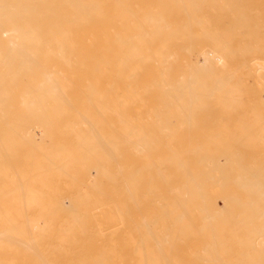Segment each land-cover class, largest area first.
I'll return each mask as SVG.
<instances>
[{
	"label": "bare ground",
	"instance_id": "bare-ground-1",
	"mask_svg": "<svg viewBox=\"0 0 264 264\" xmlns=\"http://www.w3.org/2000/svg\"><path fill=\"white\" fill-rule=\"evenodd\" d=\"M133 1V0H132ZM147 1V0H146ZM189 0H170V1H163V4H161L162 2H160V0H159V2H160V4L162 5H160L161 7H158L159 5H153V6H157L159 9H160V11L159 12H161V13H159L158 12V8L156 9H154V7H152L153 9V11L152 10H148V11H146L145 13L143 12V10L145 11V9H144V7H143V9H141V11H140V9L138 10V11H136V10H134V9H132V11L130 10V7H131V1L130 0H0V35H2V33H4V32H10V37H8V39H7V41H8V43L9 44H7V42H6V53H5V55H4V52H2L3 54H1V55H3V57L1 58V59H3V58H5V59H7V57H8V61L7 62H9V58H13V57H16V60H15V58L14 59H12V60H15L16 61V66L14 67V69L16 68L17 69V74H19L20 76H18V77H21V78H19V81H20V84H21V81H22V84H23V86L24 87H22V88H27L26 86H28V84L26 83V85H25V82H26V77H27V74L28 73H31L30 74V78L29 79H31L30 81L28 80L27 82L28 83H30L29 85H31L32 86V88H30L29 86H28V88L25 90V89H23L22 91H27L29 88L32 90V92L29 94V90L27 91V95L28 96H30V99H28L29 101L28 102H26V97H28V96H26V93H24V95L25 96H23V99H22V97H20L19 99H21L22 100V102H20L22 105H24V108H21L22 109V111L23 110H25V108H26V111H24V116L22 115V114H19V116H17V117H24V121H29V119H33V121L34 122H32L31 124H33V123H37V122H39V123H41V127H42V129L44 130L43 132H44V134H49V135H45V136H49V139H51V132H54V131H56V138H58V136L57 135H59V134H57V133H61V134H64V138H61L62 140L64 139V141L63 142H67L68 143V141H69V139L70 138H72V135H70V136H68V134H70V133H72L73 135L74 134H76L77 136H80V137H82V140H83V138L84 137H89L90 138V140H89V144H90V146H89V148H91L89 151H87L88 153H86L85 154V157H86V159H87V164H84L83 162H82V166H81V168H82V173H81V176L83 175H85V172H84V170L86 169V172H87V170L89 169V168H91V167H95V170H96V172L99 174V176H100V178H101V180L103 179V180H106L107 182H110V184H111V190H110V195H114V196H120V195H124V197H126V196H129V197H132V196H134L135 195V193H136V190H135V183H134V181L136 182V180H135V174L136 173H138L137 175L139 176V173H141L140 172V167H141V165L142 166H144L143 168H142V175L144 174L143 172L146 170V168L148 167V169H149V171L151 170L152 171V169H150V168H152V167H149V163H147V167L145 166V161H144V163L143 164H141L142 163V160H140L139 158H138V156H137V158L141 161L140 162V165H138V166H140V167H135V165H134V162H135V164L137 163L136 161H135V159H133V157L135 158V155H137V153H141L142 151H143V147L145 148V146L146 145H151V142L150 141H153V139L152 140H150L149 138V142H148V144H146L145 145V143H147L146 141H148V140H146L147 138H145V136L143 137V139H142V136H143V134H144V132L146 131H152V132H154V134H155V131H153V130H150V129H147V130H143L141 127V131L139 130V132L141 133L142 131H144L143 133H142V135L140 136L139 135V137L138 136H135V132L134 133H132L133 131H134V129L132 128V127H135V126H138L137 125V121L139 120V118H141V117H139L138 115H140V114H137L136 113V120L137 121H133V123L132 122H130L129 123V125L130 124H134V122H136V124H134L135 126H132V127H129V128H126V119H129V117H127L126 116V114H128V112H127V110L129 111V113L131 112V111H133V110H131V109H129L130 107L128 106L129 104V102L127 101L126 102V93H128L129 94V92H133V89L131 88L130 89V91L129 92H127L126 91V87H128L126 84L127 83H129L130 82V84H132V86L134 85V83H139V81L138 80H136L135 78L137 77L136 76V74H138V72L140 71V69H144V68H150V67H153V65H152V63L153 62H155V68H158V70L159 69H161V70H159V72H157V71H155V70H153L154 71V74L157 72V73H160V71H162L161 73H160V77H157V76H155L154 77V74L152 73V71L150 72V71H148L149 73H152L153 74V79H152V77H151V79L148 81V83H145V84H148V85H146V86H150V83L151 84H156L157 83V85L158 84H160V88H161V85H163L164 83L166 84V86L167 85H169V86H162V88H165V89H167L168 87V89L167 90H169V92L167 91V94L169 95V97L167 98V99H169L170 98V100H168L169 102H171V103H168V105L170 106V104L171 105H177L176 104V102L177 101H180L181 99H185V98H187V100H188V98H189V104H190V99H193V98H196V100L199 98H203V96H204V98H206V100H208L207 98L209 97V95H210V93L213 95L214 94V90H215V88L214 87H218L217 85L215 86L214 84H213V86L211 85V87H212V89H213V93L211 92V87L209 86H206V87H208V88H206V91H208L207 93H208V95L206 94V93H204V89L205 88H203V86H205V84L204 83H206V82H208L209 80L211 81V79L212 78H210V77H213V80H212V82L213 81H215V80H217L216 78L218 77V80H219V82L218 81H216V82H218L221 86L219 87V90H221L220 88L223 86L224 87V84L223 83H221L223 80L225 81V83L227 84V85H229L230 83V81L233 83L234 81H232L233 80V78L235 77L233 74H236V72H234L235 71V69H236V71L238 70V68L240 69V65H242L243 66V68H245V69H247V67H248V69L249 70H247V71H249V73H250V68L249 67H252V65H247L246 66V64H243V63H246V62H244L245 61V59L243 60V58L245 57L246 58V56H249V55H247L246 54V56H245V53L246 52H244L245 50H246V48H247V50L246 51H248V53L250 52V51H253V49H252V47L251 48H249V47H244L245 48V50L244 51H242V52H244V56H243V58H242V60L240 61V62H238L239 60H240V57H242V53L240 52L241 50H242V48L243 47H241V49H239L238 50V48H230V46L231 45H233L232 43H231V45L228 47V50H232V51H234V50H238L237 52H240L239 54H241L240 55V57L238 58L237 57V54L235 55V57L238 59H233L232 57L234 56H232L231 58L232 59H230V58H225V56L226 55H222V56H224V58L223 59H227V60H229L230 62L233 60V61H235V60H237V62L238 63H240L239 64V67H238V65H236L235 63H232V64H235L234 65V67L235 66H237V67H235V69L233 70V69H231V68H233L232 67V65L231 66H229L230 64L228 63V65L226 64V68L225 67H222V66H219L220 64H221V61H220V59L222 58L220 55L218 56V54L216 55L215 53V57L213 58V60H214V62L216 61V59H217V61H216V63H217V65L219 66V68L217 69L216 67H217V65H216V63H214V68H215V70H221L222 68L224 69H226V71H230V70H232L233 71V73L232 74H230L229 73V71L227 72L228 74L226 75V71L224 72V70L223 71H220L221 73L220 74H222V75H224V77L226 76V77H228V78H230L229 76L231 75H233L232 76V80H231V78H230V80L229 79H225L223 76H218L217 75V73H216V75H215V77L213 76V74H210L211 73V70L210 69H208V68H210V66L207 68V66H208V64H211V63H209V61H212V53L215 51H212V50H209L208 49V47H207V49L209 50V51H204L203 52V55H202V57L204 58V62L202 63V64H200V63H195V61L193 60V62H191L192 64L193 63H195V65H197V67H196V71H195V73H198V74H200L199 72H200V70H202L203 69V67L206 69L207 68V74H208V76H209V74H210V76H209V78L210 79H206V78H198V80H202V82H203V84L201 83V81H197L198 83H196V85H195V82H194V84H193V82H191V84L190 83H186V84H184V83H182L181 82V80L182 79H180L181 77V75H183V73H185V72H179L178 74H176V70L174 71L175 72V75H177V77H178V75H179V77L180 78H178V79H180L179 80V82L177 83V77L175 78L174 76V74H173V76H172V72L169 70L170 68H172V64L173 63H175V60H174V58H176V59H178L176 56H178V54H180L181 55V51H182V49L183 50H185L186 48H184V46L182 47V46H180V47H176V45L175 46H172L170 43L172 42V41H174V39H172V41L171 42H169V44L172 46V47H170L169 45H168V42H167V40L169 41V39H165L163 36H165V35H167L166 34V32H167V29H169L168 27L171 25V22H170V24L168 23L169 21H167L166 19L167 18H165V11H167L166 10V8L168 9V10H174V8L176 9V7L178 8H180V6H186V10H187V8L188 9H190V5L189 4H195L196 2H198L199 3V0H190L189 2H188ZM216 1H218V0H216ZM215 1V2H216ZM225 1H227V0H225ZM262 1V0H261ZM261 1H260V3H261ZM264 1V0H263ZM139 2H141V1H139ZM148 2V1H147ZM146 2V3H147ZM208 2V1H207ZM214 2V1H213ZM250 2V1H249ZM198 3H197V5H198ZM219 3V2H218ZM228 3V2H227ZM139 5H141L140 3H139ZM142 5H143V2H142ZM170 5V9H169V6ZM196 5V4H195ZM200 5V4H199ZM143 6H145V5H143ZM174 6V7H173ZM176 6V7H175ZM188 6V7H187ZM173 7V8H172ZM182 8V7H181ZM162 9V10H161ZM184 9V8H183ZM134 10V11H133ZM177 10V9H176ZM190 10H192V9H190ZM195 10V9H194ZM131 11V12H130ZM141 12V15H138L137 13L138 12ZM140 12H139V14H140ZM163 12V13H162ZM168 12V11H167ZM184 12V11H183ZM129 13H131L130 15L131 16H133V19L135 18V19H137L138 21H136V23L138 22L139 24H140V26H141V28L142 29H144V30H141V32L139 31V30H136L135 28H133L132 27V29L129 27V31H132V35H133V38L129 35L130 34V32L128 31H126L127 29H126V25H127V22L129 21L130 22V19H129ZM169 13V12H168ZM167 13V14H168ZM186 13V12H185ZM189 13V12H188ZM223 13H225L224 11H223ZM169 15H171V14H169ZM135 16V17H134ZM191 17H192V15H190ZM132 18V17H131ZM172 18V17H171ZM129 19V20H128ZM133 19H131V20H133ZM135 19L133 20V21H135ZM163 19L166 21H163ZM179 19V18H178ZM196 19V18H195ZM200 19V18H199ZM176 20V19H175ZM196 21H199V20H196ZM201 21H203V20H201L200 19V23H202ZM242 21V20H241ZM128 22V24H131L132 23V21L129 23ZM134 23V22H133ZM132 23V24H133ZM175 24H177L176 22H174ZM200 23H198V25L200 24ZM203 23H204V21H203ZM6 24L7 25H9V28H8V30H5L4 32H1V31H3V27H7L6 26ZM175 24H174V27H175ZM194 24H196V23H194ZM183 25H185V24H182V26ZM188 25V24H187ZM197 25V26H198ZM203 25V24H202ZM145 26H147L146 27V29H145ZM199 26H201V25H199ZM171 27V26H170ZM173 27V26H172ZM181 27V26H180ZM149 28H151V29H149ZM177 28V27H176ZM182 28H184L185 29V27L183 26ZM182 28H181V30H182ZM131 29V30H130ZM138 29V28H137ZM205 29V28H204ZM241 29V28H240ZM176 30V29H175ZM174 30V32H176ZM134 31V32H133ZM138 31V32H137ZM126 32L127 33H129L128 34V37H127V34H126ZM135 32H137L136 34H135ZM191 32V31H190ZM208 32V31H207ZM8 33H6L7 35H8ZM170 33H172V36L175 34H173V32H170ZM212 33V32H211ZM5 34V35H6ZM206 34V33H205ZM213 34V33H212ZM211 34V35H212ZM216 34V33H215ZM6 35V36H7ZM208 35V34H207ZM232 35V34H231ZM129 36H130V38H129ZM169 36H171L170 34H169ZM171 36V37H172ZM176 36V35H175ZM174 36V37H175ZM1 37V36H0ZM135 37V38H134ZM161 37H163L164 39H162ZM177 37V36H176ZM184 37V36H183ZM212 37H214L215 38V36H212ZM133 39V42H134V45H133V42L131 43L132 45H130L129 44V42H130V40H132ZM182 38V37H181ZM185 38V37H184ZM3 39V38H2ZM1 39V40H2ZM4 39H6V38H4ZM171 39V38H170ZM1 40H0V42H1ZM207 40V39H206ZM5 41V40H4ZM3 41V42H4ZM211 41H215L214 39L213 40H211ZM177 42H178V40H177ZM217 42H219V41H217ZM227 42V41H226ZM231 42V41H230ZM2 43V42H1ZM5 43V42H4ZM4 43H2V46L3 47H5L4 46ZM176 43V42H175ZM127 44H128V46L130 45V46H132V47H130V49H131V51L132 52H130L129 51V53H128V46H127ZM216 44V43H215ZM221 44V43H220ZM223 44V43H222ZM228 44V43H227ZM187 45V44H186ZM209 45V44H208ZM215 46V45H214ZM3 47H0V51H3L4 49H3ZM188 47V46H187ZM190 47V46H189ZM205 47V46H204ZM218 47H219V45H218ZM221 47V46H220ZM233 47V46H232ZM256 46H254V48H255ZM191 49H192V47H190ZM211 48H213L214 49V47H211ZM215 48H217V46L215 47ZM243 48V49H244ZM250 50H249V49ZM260 49V47H258L257 46V49ZM220 50H224L223 48H219ZM234 49V50H233ZM252 49V50H251ZM256 49V50H257ZM262 49V48H261ZM260 49V50H261ZM205 50V49H204ZM227 49H225V52H227V53H229V51H228ZM230 50V52H232ZM263 50H264V47H263ZM166 51V52H165ZM255 51V50H254ZM253 51V52H254ZM168 52H171V53H168ZM186 52H188L187 50H186ZM216 52V51H215ZM217 52H220L219 50L217 51ZM235 52V51H234ZM257 52V51H256ZM166 53H168V54H166ZM220 53H223L222 51L220 52ZM193 54V53H192ZM191 54V55H192ZM202 54V53H201ZM239 54H238V56H239ZM263 54V53H262ZM173 55H174V57H173ZM187 55V54H186ZM232 55V54H231ZM7 56V57H6ZM170 56H172L173 57V60L171 61V60H169V58H170ZM189 55H187V57H188ZM180 57H182V56H179V58ZM250 57H252V56H250ZM255 57V56H254ZM263 57V56H262ZM189 58H190V56H189ZM202 58V59H203ZM211 58V59H210ZM258 58V57H257ZM171 59V58H170ZM187 59V58H186ZM247 59H248V57H247ZM250 59V58H249ZM4 60V59H3ZM180 60H181V58H180ZM189 60V59H188ZM190 60H191V58H190ZM189 60V61H190ZM220 61V64H218L219 63V61ZM227 60H225V62H224V65L223 66H225V63H227L226 61ZM253 60H255V59H253ZM252 60V62L251 63H253L254 61ZM183 62H185V60H182ZM192 61V60H191ZM199 61V60H198ZM223 61V60H222ZM256 61V60H255ZM263 61V60H262ZM0 62H2V60H0ZM4 62H6V61H3L2 63H4ZM180 62V61H179ZM206 62L208 63V64H206ZM236 62V63H237ZM247 62H249V60L247 61ZM10 63H13V64H15V62H10ZM187 62H185V64H186ZM190 63V64H191ZM223 63V62H222ZM237 63V64H238ZM264 63V62H263ZM6 64H8V63H6ZM12 64V65H13ZM180 64V65H179ZM182 64L183 63H178V64H176V65H178V66H182ZM187 64H189V63H187ZM186 64V65H187ZM189 64V65H190ZM198 64H200V66L199 67H202V69L200 68V70H199V72H197V69L199 68L198 67ZM204 64V65H203ZM207 66H206V65ZM255 64H256V62L253 64L254 66H255ZM2 66H4L3 64H1ZM12 65H10L11 67H9V69H11V71L13 70L12 68H13V66ZM175 65V64H174ZM175 65V66H176ZM202 65V66H201ZM257 65V64H256ZM1 66V67H2ZM191 66V65H190ZM206 66V67H205ZM227 66H229V67H231L230 69H229V67H227ZM242 66H241V68H242ZM245 66V67H244ZM258 66V65H257ZM262 66H264V65H262ZM1 67H0V69H1ZM5 67V66H4ZM8 66H6L5 67V69L7 68ZM183 67H184V65H183ZM211 67H212V64H211ZM221 67V68H220ZM154 68V67H153ZM154 68V69H155ZM174 68V67H173ZM179 68V67H178ZM189 68V67H188ZM194 69L195 67L194 66H191V69ZM4 69V68H3ZM2 69V70H3ZM5 69H4V71L2 72V71H0L2 74H1V76L5 73ZM190 69V70H191ZM212 69V68H211ZM260 69H262V67L260 68ZM190 70L188 71L189 73H190ZM257 70V69H256ZM264 70V69H263ZM7 71V70H6ZM10 71V75L12 76L13 74L15 75V76H13L14 78L15 77H17L16 76V70H13L12 72ZM15 71V72H14ZM184 71V70H183ZM203 71H204V69H203ZM202 71V72H203ZM206 71V70H205ZM209 71H210V73H209ZM213 71V73H214V70H212ZM231 71V72H232ZM259 71V70H258ZM167 72H171V77H174V81L170 78V73L168 74ZM240 72V71H239ZM13 73V74H12ZM189 73H188V75H187V73L184 75V77L186 78V76H188L189 78H190V76H191V78H192V72H191V74H190V76H189ZM204 73V72H203ZM225 73V74H224ZM237 73H238V71H237ZM246 73V72H245ZM251 73H253L252 72V70H251ZM152 74H150V75H152ZM215 74V73H214ZM218 74H219V72H218ZM219 74V75H220ZM230 74V75H229ZM238 74H240V73H238ZM7 75V72L5 73V75L4 76H6ZM9 75V74H8ZM9 75V76H10ZM139 75V74H138ZM156 75V74H155ZM158 75V74H157ZM169 75V76H168ZM205 75V74H204ZM212 75V76H211ZM248 75H250V74H248ZM253 75H254V73H253ZM3 76V77H4ZM167 76H168V80H167ZM198 76V75H197ZM200 76H201V74H200ZM207 76V77H208ZM236 76H238L237 74H236ZM252 76V74L250 75V77ZM3 77H2V79H3ZM188 77H187V79H185V82H187V80H188ZM259 77V76H258ZM5 78V77H4ZM7 76H6V82H4V81H2V79H0L2 82V84L0 85L1 87H0V90H2L1 88H2V86L4 87H7L6 89L5 88H3L4 90H6V91H9V93H11V95H12V89L10 90V87H12V88H14L15 86L14 85H16V83H15V81H17L18 79L17 78H15V79H13V83H7ZM142 78V77H141ZM190 78V79H191ZM221 78H224V79H221ZM246 78V77H245ZM248 78V77H247ZM253 78V77H252ZM262 78V77H261ZM9 79H10V77H9ZM21 79V80H20ZM158 79H159V81H158ZM172 80V82L173 83H170V82H168L169 80ZM177 79V80H176ZM193 79H194V77H193ZM205 79L206 80H208V81H206L205 82ZM215 79V80H214ZM256 79V78H255ZM4 80V79H3ZM148 79H146V81H147ZM156 80L158 81V82H156ZM192 80V79H191ZM191 80H189L188 82H190ZM227 80H229V82L227 81ZM12 81V80H11ZM103 81H107L106 82V85H104L103 83ZM144 81L145 80H142V82H143V84L141 83V85H142V87L144 86ZM175 81H176V83L177 84H175ZM183 81V80H182ZM193 81V80H192ZM238 81V80H237ZM264 81V80H263ZM132 82V83H131ZM134 82V83H133ZM150 82V83H149ZM156 82V83H155ZM215 82V83H216ZM8 85H7V84ZM162 83V84H161ZM209 84H210V82H208ZM229 83V84H228ZM255 83V82H254ZM261 83V82H260ZM263 84H264V82H262ZM11 84H12V86H11ZM17 84H19V82L17 83ZM190 84V85H189ZM197 84H201V85H198L197 86ZM209 84H207V85H209ZM212 84V83H211ZM217 84V83H216ZM7 85V86H6ZM129 85V84H128ZM137 86L136 87H134V89L136 88H138V84H136ZM156 85V87H159V86H157ZM232 85V84H231ZM131 86V87H132ZM135 86V85H134ZM146 86H145V88H144V93L145 94H147L145 91H146ZM152 86V85H151ZM148 87V88H150V89H152V87ZM200 86L202 87L201 89H200ZM16 87L18 88V86L16 85ZM15 87V88H16ZM21 87V86H20ZM154 88H155V85L153 86ZM198 87H199V89H198ZM237 87V86H236ZM72 88H75L74 90H78L77 88H79V90L81 91H78L79 93H71V92H69L68 90H70V89H72ZM128 88H130V86L128 87ZM140 88H141V86H140ZM140 88L138 89V90H140ZM161 88V89H162ZM210 88V89H209ZM226 88H227V86H226ZM9 89V90H8ZM103 89H105L104 91H103ZM107 89H108V91H107ZM136 89L134 90V91H136ZM143 89V88H142ZM141 89V90H142ZM156 89V88H155ZM155 89H154V92L152 91V93H154L152 96H154V101H153V98H151L152 99V101L153 102H156V101H158L157 103H154V104H157V105H155V106H157L158 107V105L161 107V104L162 103H160L159 101H162V100H166L167 101V99H161V100H158L157 99V95H159V94H157V93H161V92H159L160 91V89H157L156 90V93H155ZM209 89V90H208ZM236 89V88H235ZM19 90V89H18ZM17 90V91H18ZM102 90V91H101ZM132 90V91H131ZM138 90H137V92H135V93H138L137 95H139V93H141V91H139L138 92ZM148 90V89H147ZM159 90V91H158ZM198 90V91H197ZM219 90L217 91V90H215L216 92H217V95H218V93H219ZM229 90H230V88H229ZM233 90V89H232ZM231 90V91H232ZM17 91H16V94H17ZM21 91V93L20 94H22L23 92ZM171 91V92H170ZM205 91V92H206ZM235 91V90H234ZM264 91V90H263ZM182 92H184V94H186V93H188V95L186 94V95H184V94H182ZM203 92V96H202V93ZM216 92H215V96H210V98H212V99H216V101L215 102H213V101H211V102H213V103H216V105L218 104L219 105V107H220V104H219V102H221V100H219V99H217V98H221V96H223V94L222 95H218V96H216ZM5 93V92H4ZM9 93H6V94H9ZM131 93H130V96H132V98H134L135 97V95H134V97H133V93H132V95H131ZM144 93H141L142 95H143V97H144ZM149 93H150V90H149ZM151 93V94H152ZM164 95L166 96V91H164ZM140 94V95H141ZM150 94V95H151ZM204 94H206L208 97H206ZM138 96L137 98H138V100L141 98V96ZM163 94H161V96H162ZM182 95H184V97L185 98H183L182 97ZM200 95H201V97H200ZM9 96H10V94H9ZM8 96V99L11 97H9ZM17 97H18V95H16ZM22 96V95H21ZM148 96V95H147ZM150 97V96H149ZM167 97V96H166ZM1 98H3V97H1ZM137 98H136V101H134L135 99H133V102L131 101V99H129V101L130 102H132L133 104H134V106H139L137 103L139 102V104H141L140 103V101H137ZM155 98H156V100H155ZM162 98V97H161ZM165 98V97H164ZM204 98L201 100V102H199L200 100H197L198 102H199V104L200 103H202V101L204 100ZM223 98V97H222ZM224 98L226 99V98H228V97H226V96H224ZM8 99H6V100H8ZM10 99H12V97L10 98ZM214 99V100H215ZM242 99V98H241ZM241 99H240V102H241ZM13 100H15V98L13 99ZM20 100V101H21ZM144 100V99H143ZM148 99L146 98L145 99V101H147ZM194 101H195V99H193ZM217 100H219V101H217ZM224 100V99H223ZM223 100H222V102H223ZM0 101L3 103L4 101H5V99H4V101H2L1 99H0ZM9 101V100H8ZM12 101V100H11ZM79 103H78V102ZM145 101H143V102H145ZM148 101H151L150 99L148 100ZM167 101V102H168ZM181 101H183V100H181ZM180 101V102H181ZM194 101H192L191 100V104L189 105L190 106V108H191V110H195L194 109V107L192 108L191 106H192V103H194ZM205 101V100H204ZM203 101V102H204ZM226 101V100H225ZM234 101V100H233ZM232 101V102H233ZM243 101V100H242ZM13 102V101H12ZM52 102V103H51ZM77 102V103H76ZM106 102H110L109 103V105H108V103L106 104ZM135 102V103H134ZM137 102V103H136ZM163 102V101H162ZM175 102V103H174ZM183 102H185V100L183 101ZM187 102V101H186ZM210 102V101H209ZM240 102H239V104H240ZM7 103V102H6ZM5 103V104H6ZM78 105V107H76V104ZM80 103H82V105L83 104H87L86 105V107H82L81 105H79ZM90 103H93L94 104V106H95V108H93V106H92V104H91V106H88V105H90ZM148 103V102H147ZM159 103V104H158ZM182 103V102H181ZM205 103H207V102H204L203 103V105H206ZM224 103V102H223ZM228 103H230V102H228ZM238 103V102H237ZM4 104V103H3ZM2 104V105H3ZM3 105L2 107H0V108H3L4 106V108L1 110L0 109V112H4V111H6V109H8V106H9V104L7 103V106L6 105ZM50 104H53V105H50ZM74 104H75V106H74ZM96 104V105H95ZM136 104V105H135ZM153 104V103H152ZM196 104V103H195ZM198 104V105H199ZM212 104V103H211ZM226 104H227V102H226ZM241 104H242V102H241ZM264 104V103H263ZM10 105H11V102H10ZM19 105V104H18ZM26 105L28 106V108L26 107ZM126 105H127V108H126ZM146 105V104H145ZM149 105V104H148ZM181 105H185V104H181ZM213 105V104H212ZM225 105V104H224ZM223 105V106H224ZM244 105V104H243ZM13 105H11V106H9V109H11V107H12ZM147 106V105H146ZM152 106V105H151ZM155 106L153 105L152 106V109L153 108H155ZM180 106V105H179ZM194 106V105H193ZM222 106V105H221ZM240 106V105H239ZM16 108H17V106H15ZM13 108L12 107V111H13V109H16V108ZM21 107H23V106H21ZM141 107V106H140ZM156 107V108H157ZM162 107H163V105H162ZM178 107V106H177ZM197 107V108H196ZM195 108L196 109H198V106H196ZM201 107H204V108H207V105L206 106H201ZM215 107H216V109L218 108V106H215L214 105V107L212 108V109H215ZM230 107H232V106H230ZM241 107V106H240ZM145 108V107H144ZM173 108H175V110H176V107H173ZM173 108H171V109H173ZM185 108V107H184ZM190 108H189V110L188 109H186L185 110V112H187L188 111V113H187V115L189 114V111H191L190 110ZM203 108V109H204ZM5 109V110H4ZM149 109V108H148ZM159 109V108H158ZM183 109V108H182ZM180 107L178 108V110H182ZM211 109V108H210ZM221 110H222V108H220ZM220 109H217V110H220ZM225 109H226V105H225ZM235 109V108H234ZM234 109L232 110V111H234ZM237 109L238 110H241V109H239V108H236L235 109V111H236V113L238 112L237 111ZM146 110V109H145ZM157 110V109H156ZM155 110V111H156ZM169 111V109L168 108H166V111ZM175 110H173V112H172V114L171 115H173V118H172V116L171 115H168L169 113H166V115H168L169 117L171 116V119H174L175 118V116H174V111ZM177 110V113L179 112ZM184 110V109H183ZM200 110H201V108H200V105H199V112H200ZM206 110H208V109H206ZM205 110V111H206ZM264 110V109H263ZM262 110V111H263ZM147 111V110H146ZM149 111H150V109H149ZM167 111V112H168ZM171 111V110H170ZM197 111V110H196ZM212 111H214V110H212ZM228 111V110H227ZM232 111H228V112H226V110H224V114L226 115H224L227 119H228V117L231 115H235V111H234V113L232 112ZM21 112V111H20ZM127 112V113H126ZM158 112H159V110H158ZM182 113H183V111H181ZM192 112V111H191ZM194 112V111H193ZM192 112V113H193ZM226 112V113H225ZM229 112L231 113L232 112V114H229ZM5 113V112H4ZM7 113V112H6ZM8 113H10V115H12V113H11V111L10 112H8ZM8 113L6 114L7 115V118L9 117V119H10V121H8V123L10 122V125H11V122H12V120H11V116L10 115H8ZM154 113V112H153ZM160 113H163V111L162 112H160ZM182 113H178V114H182ZM191 113V115L193 116L194 115V113L192 114ZM205 113V112H204ZM214 113V112H213ZM229 114V116H228V114ZM239 113V112H238ZM241 113V112H240ZM16 113L14 112V115H15ZM130 114H134L135 115V112L134 113H130ZM145 114H147V112H145ZM150 114L152 115V113L150 112ZM155 114V113H154ZM152 115V116H150L149 114H147L149 117H146L147 119H152V117L154 116L155 117V119H157V117H156V114H157V116H159L158 115V113H156L155 115ZM184 114V113H183ZM182 114V115H183ZM186 114V113H185ZM0 115H1V113H0ZM5 115V114H4ZM4 115H3V113H2V115L1 116H3L4 117ZM17 115V114H16ZM146 115V116H147ZM161 115V114H160ZM164 115H165V113H164ZM165 115V116H166ZM197 115V113L195 112V116ZM201 115H202V113H201ZM207 115H208V112H207ZM217 115V114H216ZM239 115V114H238ZM0 116V117H1ZM133 116V115H132ZM139 118H138V117ZM161 116H163V115H161ZM161 116H159L160 117V119L161 120H163V119H165V117L163 118V117H161ZM168 116H167V118H168ZM194 116V119L196 118ZM203 116V115H202ZM211 116V115H210ZM228 116V117H227ZM231 116L229 117V119H231L232 120V118H231ZM236 116H237V114H236ZM27 117H28V119H27ZM127 117V118H126ZM158 117V118H159ZM178 117H180V116H178ZM213 117V116H212ZM235 117V116H234ZM4 118H6V116L4 117ZM7 118H6V120H7ZM12 118H14V117H12ZM133 119H135V116L134 117H132ZM163 118V119H162ZM207 118H209V115L207 116ZM211 118V117H210ZM215 118V117H214ZM218 119H216V120H219L220 118L219 117H217ZM225 118V119H226ZM8 119V120H9ZM133 119H131V120H133ZM147 119H144L143 118V120H146L147 121ZM159 119V120H160ZM176 119V118H175ZM184 118H182V120H183ZM191 119H193L192 117H191ZM215 119H213V121L215 122L216 120ZM223 119V117L221 118V120ZM227 119L224 121V119H223V122H227V124H228V122H229V120L227 121ZM234 119V118H233ZM0 120L1 121H6L5 119H1L0 118ZM16 120V119H15ZM65 120H67L66 122H64ZM143 120H141V122L143 121ZM159 120H156V122L158 121L159 122ZM167 120V119H166ZM163 120V122L165 121V124L162 126V122H161V125H160V127L162 126V129L163 128H166L167 126H166V124H168L169 122H170V118H169V120ZM177 120H178V118H177ZM177 120H175V121H177ZM185 120V119H184ZM260 120V119H259ZM1 121H0V123H1ZM21 121V120H20ZM127 121H130V119L129 120H127ZM155 121V120H154ZM169 121V122H168ZM196 121V120H195ZM202 121V120H201ZM203 121H204V119H203ZM208 121V120H207ZM234 121V120H233ZM231 121L232 123H234V125H235V123H236V121ZM7 122V121H6ZM13 122H15V126H16V121H14L13 120ZM61 122H64V124L63 123H61ZM83 122V124H85L86 126H87V131H86V133L87 132H89V133H87V134H89L88 136H86L85 134H82L81 132H82V129L81 128H83V127H85V126H82L81 128H80V125H81V123ZM153 122V121H152ZM152 122H149L148 121V123H146L145 121H144V123H146V124H150V123H152ZM168 122V123H167ZM209 122V121H208ZM210 122H211V120H210ZM222 122V121H221ZM231 122H229V125H227L228 127L229 126H234L233 124L231 125ZM3 123V122H2ZM28 123V122H27ZM171 123V122H170ZM197 123V122H196ZM205 123H206V121H205ZM204 123V124H205ZM219 123H220V120H219ZM218 123V124H219ZM225 123H224V125H225ZM30 123H29V126L31 127L32 125H31ZM38 124V123H37ZM139 124H140V121H139ZM142 124V123H141ZM146 124H144L145 126H146ZM153 124V123H152ZM201 124H202V122H201ZM212 124V123H211ZM211 124H209L210 126H211ZM216 124H217V122L215 123V126L213 125V126H211V127H216ZM217 124V125H218ZM35 125V124H34ZM33 125V126H34ZM154 125V124H153ZM177 125V124H176ZM186 125V124H185ZM191 125H193L194 126V124H192L191 123ZM196 126L198 125V124H195ZM205 125H207V124H205ZM220 125H222V123L220 124ZM220 125H219V127H220ZM1 127H3V129H4V126H5V130H6V133H8L7 134V137L5 136L4 138H8L9 140H10V138H12V139H14V138H16L15 139V141L17 140V138H18V136H20L21 135V133H23V132H21V131H24V133L25 132H28L29 131V128L27 127V128H25L24 126H23V128H21V127H17V128H14L15 126H14V123H13V125H12V127L13 128H11L9 125H7L6 126V124H4V125H0ZM9 126V128H7ZM33 126H32V128H33ZM36 126V125H35ZM107 126V127H106ZM144 126V128H146ZM188 126V123H187V125L184 127V126H182L181 128H186ZM199 126V125H198ZM197 126V128H200V127H198ZM202 126H203V124H202ZM208 126V125H207ZM207 126L205 127L206 129H207ZM236 126L238 127V124L236 123V125H235V128H236ZM242 126V125H241ZM1 127H0V129H1ZM37 127V126H36ZM40 127V128H41ZM107 129H106V128ZM143 127V126H142ZM151 127V126H150ZM156 127V126H155ZM189 127V126H188ZM195 127V126H194ZM194 127H192V128H194ZM209 127V126H208ZM210 127V128H211ZM218 127V128H219ZM222 127V126H221ZM239 127H240V125H239ZM248 126H243V129L244 128H247ZM252 127H254V126H252ZM31 128V129H32ZM55 128V129H54ZM104 128L106 129V130H108V131H106V130H104ZM109 128V129H108ZM139 128V129H140ZM168 128H170L169 126H168ZM167 128V129H168ZM172 128H173V126L170 128L171 130H172ZM197 128H196V130H197ZM203 128V127H202ZM205 128H204V130H205ZM210 128H208L207 129V131L206 132H203L201 129L200 130H198L197 132H198V135L201 133V132H203V133H201V138H202V140L199 138H197V137H200V135L199 136H197V134H196V136L197 137H195V141H199V140H201V141H204V139H205V136L207 137L208 135L210 136ZM212 128V130H214ZM216 129V130H219V129ZM231 127H229V128H227L228 130L230 129ZM2 129V130H3ZM35 129H37V128H35ZM42 129H40V130H42ZM86 128H84V130H85ZM137 129V128H136ZM155 129H157V127L155 128ZM160 129V131L162 132L161 134H162V136L164 135V133L166 132H164V131H162L161 130V128H159ZM173 129H175V128H173ZM188 129V128H187ZM187 129H185V130H187ZM231 129H233V128H231ZM230 129V130H231ZM248 129V128H247ZM249 129L251 130V131H253L250 127H249ZM253 129H255V128H253ZM257 129V128H256ZM4 130V131H5ZM38 130V129H37ZM39 130V131H40ZM183 130V129H182ZM221 130V129H220ZM225 130V129H224ZM229 130V132H231V131H233V130H231L230 131ZM235 131L237 130V129H234ZM250 130H247V131H249V133H248V136H250L249 134H251L250 132ZM4 131H2L3 133H4ZM20 132V134L18 133L17 134V132ZM33 131H35V130H33ZM32 131V132H33ZM129 131H132L131 133H127V132H129ZM137 131V130H136ZM148 131V133H150V135H151V132H149ZM157 131H159V130H157ZM160 131L159 132H156V135L158 134H160ZM178 131V130H177ZM188 131H190V130H188ZM199 131H200V133H199ZM215 131V130H214ZM223 131V130H222ZM235 131H233V132H235ZM240 131L242 132V129H240L239 130V133H240ZM244 131H246V130H243V132ZM255 131V130H254ZM12 132H16V133H12ZM146 132H145V134H146ZM164 132V133H163ZM182 132V131H181ZM192 132V131H191ZM208 132H209V134H208ZM216 132V131H215ZM237 132H238V130L236 131V133L235 134H237ZM262 132V131H261ZM263 132H264V130H263ZM262 132V133H263ZM35 133V132H34ZM39 133V132H38ZM147 133V135L149 136V134ZM204 133H205V136H204ZM218 133V132H217ZM223 133V132H222ZM224 133H226V130L224 131ZM245 133V132H244ZM243 133V134H244ZM252 133H254V132H252ZM256 133V132H255ZM260 133V132H259ZM259 133H257V136H259L260 137V134ZM15 134V136L13 137V135ZM16 134H17V137H16ZM29 135H30V137L32 136V138H33V133L31 134V133H28ZM28 134L26 135V136H28ZM60 134V135H61ZM187 134H188V132H187ZM202 134H203V137H202ZM215 134V133H214ZM219 134V133H218ZM234 134V133H233ZM234 134V135H235ZM243 134H241L242 136H245V135H243ZM259 134V135H258ZM264 134V133H263ZM0 135H2V133L0 134ZM4 135H5V133H4ZM43 135V134H42ZM67 135V136H66ZM167 135H169V132H168V134ZM176 135V134H175ZM182 135V134H181ZM221 135V134H220ZM224 135H226L227 136V134H224ZM224 135H222L223 136V138L225 137L226 138V136H224ZM234 135L231 137V135H230V137L231 138H226L227 139V141L229 142V140L232 142V138H234ZM239 135V134H238ZM238 135H235V136H238ZM241 135H239V136H241ZM247 135V134H246ZM26 136H22V137H26ZM34 136H36V133H35V135ZM41 136V135H40ZM54 136H55V134H54ZM65 136L66 137H69V138H67L66 140H65ZM160 136V138H161V135H159ZM164 136H166V134L164 135ZM187 136V135H186ZM193 136V137H192ZM209 136L207 137L208 139H209V141L212 143V139L211 138H209ZM215 136H216V134H215ZM222 136H220V137H222ZM264 135H262V137H263ZM3 137V136H2ZM2 137H0V138H2ZM21 137V138H22ZM29 137V141H32V138H30ZM36 137H38L39 138V136L37 135ZM43 137V136H42ZM74 137V136H73ZM76 137V136H75ZM166 137H168V136H166ZM188 137H189V135H188ZM214 137V136H213ZM218 137V136H217ZM217 137L216 138H214V141L215 140H218L217 139ZM246 137V136H245ZM243 137L244 139V141H245V139L246 138H249V137ZM254 137H255V135H254ZM151 138H155L154 136H152ZM159 139L160 140V138L159 137H156L155 139ZM164 138V137H163ZM172 138H174V136L173 137H171L170 139H172ZM181 138H182V136H181ZM185 138V137H184ZM187 138V137H186ZM190 138H192V139H190L191 141H193V138H194V135H191L190 136ZM236 138V137H235ZM234 138V139H235ZM240 138H242V137H240ZM250 138H252V137H250ZM258 137H255L254 139H257ZM11 139V140H12ZM19 139H20V137H19ZM23 139V138H22ZM40 139V138H39ZM43 140H46V139H44V138H42ZM55 139V138H54ZM60 139V138H59ZM59 139L57 140V141H55L54 140V143L56 144V146L58 145V144H60L62 141H61V139H60V143H58V141H59ZM81 139V138H80ZM145 139V142H143L142 140H144ZM157 139V140H158ZM165 139V138H164ZM168 139V138H167ZM166 139V140H167ZM198 139V140H197ZM208 139H207V141H208ZM220 139H222V138H220ZM236 139H239L238 137L236 138ZM235 139V140H236ZM253 139V138H252ZM253 139V140H254ZM263 139H264V137H263ZM4 140V139H3ZM7 140V139H6ZM6 140H5V143H6ZM9 140H8V142H9ZM52 140H53V137H52ZM166 140H165V142L164 143H166ZM169 140V139H168ZM181 140V139H180ZM212 140V141H211ZM223 140V139H222ZM222 140H220L221 142H222ZM252 140V141H253ZM260 140L262 141V138L260 137ZM260 140H257L256 142H255V140L253 141V142H249V140L247 141V143L249 142V144L251 143V146H253L254 144L253 143H257V142H260ZM13 141V140H12ZM12 141H10L12 144H14V141L12 142ZM27 142L28 141V139L27 138H25V140H24V142ZM35 141V140H34ZM33 141V142H34ZM160 141H162V140H160ZM164 141V140H163ZM191 141H189V142H191ZM194 141V142H195ZM213 141V142H214ZM17 142V141H16ZM22 142H23V140H22ZM35 142H38V141H35ZM34 142V143H35ZM40 143L42 142V140L41 141H39ZM52 142V141H51ZM80 142H82V141H80ZM88 142V141H87ZM176 142V141H175ZM179 142V141H178ZM183 142V141H182ZM200 142V141H199ZM198 142V143H199ZM206 142V141H205ZM209 142V143H210ZM225 142V141H224ZM231 142H229V143H231ZM242 142V141H241ZM2 143V142H1ZM0 143V144H1ZM34 143H33V145H34ZM40 143H37V144H39L40 145ZM58 143V144H57ZM153 143H154V141H153ZM156 143H157V141H156ZM162 143V142H161ZM171 143H174L173 142V139L171 140ZM170 142L168 143L167 142V144H170L169 146H167L166 144L164 145V146H166L167 147V150L171 147H173V145H176V144H171ZM180 143V142H179ZM185 142H183V144H184ZM187 143V142H186ZM197 143V142H196ZM197 143V144H198ZM201 143V142H200ZM199 143V144H200ZM215 143H218V142H216L215 141ZM239 143H240V141H239ZM239 143H238V145H239ZM23 144H25V143H23ZM23 144H21V141H18V147L19 148H21V150H23ZM28 144H30L29 145V147H28ZM28 144H25V148H24V150L26 149V147H28L27 149H30V151L28 150V154H25L24 153V155L23 154H21V157L22 156H25V158L23 157V159H22V161L23 162H21L23 165H25V160L26 161H31V159H33L32 157H30L31 156V154L33 155V153L34 152H31V151H34L33 150V147L31 146L32 144L31 143H29L28 142ZM63 144H65V143H63ZM69 144H70V142H69ZM75 143H73V145H72V143L70 144V145H68V144H65V145H67V146H69V147H67V149L68 148H70V146L72 145L73 146V148H75L74 146L77 144V142H76V144L74 145ZM84 144V143H83ZM86 145H87V143H85ZM84 144V145H85ZM88 144V145H89ZM182 144V145H183ZM198 144V145H199ZM202 144V143H201ZM227 144V142L225 143V145ZM232 144V143H231ZM235 144V143H234ZM237 144V143H236ZM245 145H246V141H245V143H244ZM248 144V145H249ZM2 145V144H1ZM78 145H80V144H78ZM78 145H76V146H78ZM87 145V146H88ZM126 145L128 146V145H131V149H130V153H131V155L130 156H128L129 154H127V152H126V149H129V148H126ZM149 145V146H150ZM152 145H156L155 143L154 144H152ZM158 145V144H157ZM162 145V144H161ZM172 145V146H171ZM187 145V144H186ZM206 145H207V142H206ZM205 145V146H206ZM209 146H211L212 147V144L210 145V144H208ZM213 145H214V143H213ZM229 144H227V146H228ZM248 145H246V150H250L251 149V146H249L248 147ZM34 146H36V145H34ZM44 146V147H43ZM45 146H47V144L45 145H43L42 144V147L40 146V148H43V150H44V148H45ZM51 146H53V144L51 145ZM64 146V145H63ZM87 146H85V148H87ZM160 146V145H159ZM164 146H163V148H164ZM216 146V145H215ZM230 147H231V145H229ZM228 146V147H229ZM240 146V145H239ZM0 147H2V146H0ZM4 147V146H3ZM2 147V149L5 151V148H3ZM14 147V146H13ZM12 147V148H13ZM15 147H17L16 145H15ZM14 147V149H18V147L17 148H15ZM37 147V146H36ZM35 147V148H36ZM47 147H49V148H51L50 146H47ZM58 147V146H57ZM80 147H81V145H80ZM79 147V148H80ZM152 147V146H151ZM151 147L149 148V147H146V148H148L149 149V151H150V149H151ZM158 147V146H157ZM177 147H179L180 148V146L178 145ZM196 147V146H195ZM200 147V146H199ZM202 147H204L203 145L201 146V148L200 149H202ZM211 147H210V149H211ZM222 147V146H221ZM221 147H219L218 146V148H220V149H222ZM225 147V146H224ZM237 147V146H236ZM12 148H10V150L12 151L13 149ZM34 148V149H35ZM37 148H39V146L37 147ZM54 148V147H53ZM65 148H66V146H64V149L63 150H65ZM73 148L71 149H69V151L70 150H73ZM77 148V147H76ZM76 148H75V151H76ZM84 148V149H85ZM171 148L169 149V154H170V152L172 151V156L171 157H169L170 155L168 154V151H166L167 153H165V152H163V151H161L162 153H165V155L166 154H168V161H169V165L172 163L173 165H174V163L175 162H177L178 163V165H179V167L180 168H184V170L185 169H187V166L188 167H190L189 169H187L188 171L187 172H189L190 171V169L193 167V164L192 165H188L189 163L191 164L192 162L191 161H187V159H190V157H186V161H187V163H186V161H184L183 159H182V157H183V155H181V153L184 151H182V152H179V153H175V152H173L174 150L176 151V152H178L179 151V148H176V146H174L173 147V150H171ZM176 148V149H175ZM197 148V147H196ZM204 148H207V146L206 147H204ZM214 147H212V149H213ZM233 148H235V147H233ZM238 148V147H237ZM244 148L245 147H243V148H239V149H243V150H241L242 152H240L238 149V151L237 152H240L241 154H243V151H244ZM249 148V149H248ZM159 149V148H158ZM177 149H178V151H177ZM225 149L226 148H223L221 151L223 152V150H224V152H225ZM232 149V148H231ZM2 150V151H3ZM7 150V154L9 155L8 157H10V158H12L13 159V157L14 156H16V157H14L15 159H18V157H17V153L18 152H15V150L14 151H12L11 153L9 152V147L6 149ZM46 150V149H45ZM54 150V149H53ZM85 150H87V149H85ZM84 150V151H85ZM152 150H154V149H152ZM161 150V149H160ZM164 150V149H163ZM171 150V151H170ZM192 150V149H191ZM190 150V151H191ZM198 150H199V148H198ZM198 150H192V151H194L195 153H196V151H198ZM215 150H216V147H215ZM218 150V149H217ZM227 150V149H226ZM229 150V149H228ZM227 150V151H228ZM69 151H68V154H69ZM74 151V150H73ZM147 151V150H146ZM145 151V152H146ZM180 151H181V149H180ZM185 151H188V153H186L187 154V156H191V153L189 152V149L188 150H185ZM200 151V154H201V150H199ZM205 151V150H204ZM203 151V153H202V155L203 154H205L206 152H204ZM232 152H233V149L231 150ZM14 152L16 153V154H14ZM23 152H26V151H22L21 153H23ZM159 153H160V151H158ZM212 152H214V150L212 151ZM211 152V153H212ZM218 152H220V150H218ZM236 151H234V153H235ZM237 152H236V154H237ZM6 153H3V154H5V156L4 155H2V156H0V158H2V157H4V159H3V161H5V160H8V159H6L7 157V155H6ZM10 153V154H9ZM150 153H151V151H150ZM149 152H147V154H146V157L145 158H142V159H146L147 158V156H148V158L150 157V159H151V161H152V163H157V166H156V168H157V173H158V177L160 178H155L156 177V174L157 173H154V172H156V170L154 169L155 168V166H153L154 168V172H150V173H154V174H152V177H153V175L155 176V177H153V180L154 181H156L157 179H159V180H161L162 178H161V176L163 177V175H165V170L167 169L168 170V167H167V163L163 160L164 159V157L163 156H165L164 154H163V156H160V154H162V153H160L159 155H157V156H160V157H156L157 159L159 158L160 160H161V158H162V160L166 163L165 165H166V167L167 168H164V169H162L165 165H163V167L161 168L160 166H158V162H157V159H155L156 160V162L155 161H153L152 160V158H151V156L150 155H148V154H150ZM154 153V152H153ZM198 153V154H197ZM196 154H197V156L198 155H200L199 154V152H197ZM211 153H209V152H207V154H206V156L208 155V154H210L211 156H212V154ZM216 153V152H215ZM214 153V154H215ZM221 153V152H220ZM227 153H229V152H227ZM13 154H14V156H13ZM65 154H66V152H65ZM64 154V155H65ZM79 154V153H78ZM81 154V153H80ZM143 154H144V151H143ZM152 154V153H151ZM155 154H157V153H155ZM183 154H185V153H183ZM185 154V155H186ZM194 153H192V155H193ZM196 154L193 156L195 159H196ZM230 154H232L233 155V158H231L230 159V157H232L231 155H230V157H229V155H224V156H226L227 158H229V160H232V161H229L228 159H226V157H224L223 155H222V153H221V155H222V157L224 158H222L224 161H225V159L226 160H228L229 162H224V163H219L220 165H224L225 163H226V166H227V164L229 163H232V162H236V165L234 164L233 166H232V168L233 167H235V168H233V170H235V169H237L236 171L239 173V171H238V167H237V164H238V158H237V156H238V154H237V156L236 155H234L233 153H231L230 152ZM241 154H239V155H241ZM62 155H63V153H62ZM67 155V154H66ZM75 155V154H74ZM82 155V154H81ZM81 155H80V157H81ZM141 155V154H140ZM216 155V156H215ZM214 155V157L216 158L217 157V155L218 154H215ZM221 155H219L218 157H219V159L221 158ZM13 156V157H12ZM29 156V157H28ZM71 156V155H70ZM132 156V159L134 160V162L132 161H130L131 163L128 165V163H127V159L128 158H130ZM167 156V155H166ZM203 156H205V155H203ZM202 156V157H203ZM209 156V155H208ZM211 156H209V157H211ZM244 158H246L247 157V155H242ZM242 156H240V157H242ZM26 157H28V159H26ZM63 157V156H62ZM84 157V156H83ZM143 157V156H142ZM192 157V156H191ZM199 158H201L200 156H198ZM237 158V160L235 161V159L234 158ZM36 158V157H35ZM34 158V159H35ZM37 158H39V156L37 157ZM141 158V157H140ZM155 157L153 156V159H154ZM184 158V157H183ZM243 158V159H244ZM2 159H0V160H2ZM84 159V158H83ZM85 159V160H86ZM131 159V160H132ZM138 159H136L137 161H139ZM149 159V160H150ZM158 159V160H159ZM206 159H208V157H206ZM212 159V158H211ZM210 159V160H211ZM219 159H217L216 158V160L215 161H217V160H219ZM242 159V160H243ZM20 160V159H19ZM37 160V159H36ZM79 161H80V158L78 159ZM84 160V161H85ZM128 160H130V159H128ZM176 160V161H175ZM190 160H194L193 158H191ZM240 160H241V158H240ZM9 161V160H8ZM8 161H5V164L7 165V163H8ZM12 161H14V159L12 160ZM12 161H9V162H12ZM21 161V160H20ZM34 160H32L31 162H33ZM148 161V160H147ZM174 163H173V162ZM195 161H197V160H195ZM244 161H245V159H244ZM7 162V163H6ZM17 162H18V160H17ZM42 162H44V161H42ZM201 162V163H200ZM211 162H213V159H212V161ZM246 162V161H245ZM15 163V162H14ZM21 163H19V165H17V167H18V171L16 172L17 173V178H16V176H15V174L13 175V176H15V177H13V178H15V182H17V180H18V184L17 183H15V186H14V181L12 182V185L14 186V189H15V187H17V185L19 186V187H17L15 190L13 189V187H12V190H14L13 192L14 193H12V190H10L9 188H6V183L5 184H3V183H0V185H3L2 187L0 186V203H1V205H3V208L2 209H0V264H59L60 262H65V264H90L89 262H93L92 264H99V262H101V263H103V262H105L106 263V261L108 260V259H111V258H121L120 260H125V261H119V259H117V261H119V262H116V263H114V264H264V246H262L261 248H259V250H258V255H256V253H255V255H253V254H250V253H246L245 255H244V257H246V260H248V259H250L251 261H252V259H255L256 260V258L257 259H259L260 260V262H246V260L244 261L242 258V256H241V258H240V256H239V258H240V262H234V260H233V262H226L225 261V257L227 258V256H226V254H225V250H227V249H229L231 246H229V248H227V246H220L219 245V243L220 242H222V241H220L219 243L217 242L218 240L216 239V240H212V244H211V246H210V241H208L206 238L208 237V236H205L206 235V233L205 234H203V231H200V230H203L202 229V226H203V223H202V220H204V221H206V219H204V217L202 216V215H200L201 216V218L203 217V219H201L200 218V216H198L197 214H198V211H197V213L195 212V211H193V212H195L196 214L195 215H197L196 217H197V219L198 218H200L199 220L201 221H199L198 223H194L195 225H193L195 228L194 229H192V231L193 230H195L196 228V230H198V228H200V226H201V228L198 230V232L200 233V234H203V236H205V242H206V240H207V242H209L208 243V245H206V246H204V248L206 247V250L208 251V258H211L212 260H216V261H212L211 262V259L207 262V261H200V262H185L186 260H191L190 259V257H189V259H188V255H187V259L184 261V262H180V260H182V259H180L179 257H177L176 258V260H178V259H180V260H178L179 262H165L166 260L167 261H169L170 259H172L171 258V256L168 254H165V253H168V252H165V246L168 244V249H166V251H168V250H170L169 249V247H171L173 244H174V248H175V250H176V242H174L173 243V241L171 240V239H169V238H165V237H162V238H159L158 240L156 239V238H158V237H156L155 239H156V247L155 246H153L154 248H153V250H157V251H155V252H157L156 254H151V253H149V254H151V255H149V257H148V255L146 256V255H142V254H140V255H138V256H135V255H132L133 256V258L131 259V262H127V260H126V258L128 257V255L129 254H127V253H130V252H133L132 251V249H133V247H131L132 249H130L128 246H129V241L128 242H126V240H127V237H125L126 239L124 240V236H126L124 233L122 234V232H120L122 235H124L123 236V238H120V237H122V235L119 237V233H118V231H121L120 230V228H123L124 227V225H126L125 224V222H122L121 221V223L122 224H120V225H122V226H120L119 227V225H118V230L116 231V235H117V233L119 234L118 235V237L120 238V239H122L121 241H123V242H121L120 241V243H119V239L117 238H115L116 240H117V242L115 241V239H114V237H116V236H112V237H110L111 235H112V233H110L109 234V232H110V230H109V232H108V230L106 231V234L108 233L110 236H109V238L108 239H105V240H103V243H104V245H98V246H100V247H98L97 248V245L96 244H100V243H98L99 241H101V240H99V239H103V237L104 236H106L105 234L104 235H99L100 233H99V231L97 232L98 234H95L94 233V235H96L95 237L97 238V235L99 236V241L98 242H96V240L94 241L91 237V234L89 235V231H88V229H89V226H90V224H89V222H91L92 220H95L96 219V212H97V210L94 212L93 210H91V212H92V214H93V216H95V219H91V217H92V215H90L89 216V211H87L88 210V207H89V205L91 204V202H93V197H92V201L90 200L91 198H89V200H90V202H88V200H86L88 203H86V204H89L88 205V207L86 208L85 206H86V204L84 203V202H82V204L80 203V202H78V196L80 197V193L79 194H76L77 193V191L76 192H73V194L75 195V196H77V197H74V195L72 196V195H70V194H68V195H66L68 192V190H69V192H70V190L72 191V190H74L75 188H76V186L78 185L77 183H84L83 181H84V179H86V178H88V177H86V176H84L85 178H83V176H82V180H76V181H78V182H72L71 180H72V174L71 173H74L73 171H71V167H70V169H68L69 167H68V165H67V169L71 172V173H69V172H66V173H68V174H66L65 173V171L64 170H66L65 168H62V171H63V173L65 174H62L60 171H61V169H59L60 171H57V172H59V175H61L60 176V180H59V184H57L56 186H61L62 184H61V182H62V175H63V177L65 176V177H67V178H65V184L64 185H66V187L63 185L60 189H62L63 191V193H65V192H67L66 194H63L62 192L60 193V194H62L63 195V197L65 196V197H69V195L70 196H72L73 198V202L74 203H76L77 204V206L79 205V207L80 206H82V207H84L85 209H80L79 210V208L77 207V206H75V208L77 209H75L74 208V211L76 210V211H79V212H81V214L79 213V212H77L78 214H79V217L82 215V212L84 211H86V212H88V214L86 213V215H85V213L83 212V215H85V216H87L88 215V219H91V221H88L87 222V225H89L88 226V229H87V227L85 226V227H83V223L81 222V218H84L83 217V215H82V217L81 218H78V219H80V220H78L77 219V217H76V219L78 220V221H80L82 224H81V228L83 227L84 229H87V230H85L86 232H82V231H84V229L82 230V231H79V232H76L78 235H79V233L81 232L82 234H84V235H81L82 236V238H83V240L81 239V238H79V237H81V236H79L78 237V239H74V238H70V236L68 237V234L70 233V231H69V228H68V230H67V228H66V225H65V223L63 222V226L61 225L62 223H60L61 221H57V224H60L59 226H61L62 228H59L58 229V227H57V229H58V231H60L61 232V230L62 231H64L63 229H65V230H67V231H64V232H61V233H58L57 231H55V230H53V228L57 225V224H55L56 222L54 221V220H57V219H59V215L61 214V212L59 213V211L57 210V207H55L56 209H52V207L53 206H51V210H53V211H55V212H57L56 214L55 213H53V214H55V216L57 215V214H59L58 216H56V217H58L57 219H54V220H51V221H53V223H54V225H53V228H51L52 229V232L54 231V232H57V235H56V233H55V235L52 233V235H51V233L50 232H48V231H46V230H42L41 228H39L38 227V225H37V223H34L33 225L31 224V226H32V228H35L36 230L35 231H32V229H31V231L29 230L30 228H29V226H30V221H28V220H26V218L28 217H26L25 218V220H26V222L24 223H22V220L19 222V220H18V222L16 221V217H17V214H18V216L20 217V218H23L24 216H26V215H28V212L30 213V210L27 212V213H25L26 212V210H25V208L27 209V207H28V203L27 202H25V200L22 198V194L25 192H28V194L30 195V198L33 196V199H34V196L36 197V199L35 200H37V198L39 197L40 198V195L37 197V194L38 193H40V192H38L37 193V191L36 190H34V188H35V186L32 188V187H30V188H27L26 189V187H27V184H29V186L30 185H32V181L33 180H31L32 178H31V176H33V175H36V173L32 170V168H31V165H30V168L31 169H25V168H27L28 167V165H27V167L26 166H24V167H22V164ZM35 163V162H34ZM38 163H39V166L37 167L38 169H37V171L38 170H40V169H43L42 168V166H40V164L42 165V163H41V161L39 160L38 161ZM37 163V164H38ZM65 163V162H64ZM152 163H150V166L152 165ZM160 163V162H159ZM187 164V166L185 167V165ZM199 163H200V165H199ZM202 163H204L205 164V161L204 162H202V160H198V162H195L194 163V167L193 168H195V166L198 168L199 166H201L202 165ZM241 163V162H240ZM239 163V166H241L242 165V163L240 164ZM45 164V163H44ZM48 164V163H47ZM58 164V163H57ZM138 164V163H137ZM136 164V165H137ZM164 164V163H163ZM196 164H198L199 166H197ZM208 163H206V165H207ZM215 164H218V161H217V163H214V166H215ZM233 164V163H232ZM232 164H230V165H232ZM244 162H243V165L241 166V167H243L244 166ZM15 164L12 166V163H10V165H7L9 168H11V166H12V168L14 167V166H16ZM156 165V164H155ZM33 166V165H32ZM48 166V165H47ZM47 166H46V168H47ZM88 166H89V168H88ZM91 166V167H90ZM192 166V167H191ZM217 166H219V165H217ZM226 166L224 165L223 167L224 168H226ZM246 166V168H247V165H245ZM245 166L243 167V168H245ZM1 167V166H0ZM17 167H16V169H17ZM45 167V166H44ZM57 166L55 165V168H56ZM62 167H64V166H62ZM73 167V166H72ZM174 167H175V170H176V166L174 165ZM211 167V169H212V167L213 166H210ZM220 167V166H219ZM237 167V168H236ZM251 168H253V170H254V167H252V166H250ZM250 167L248 166V169H250ZM261 168H262V165L260 166ZM259 166H257V168H255V172L256 173H254V176H255V174L257 175V174H259V173H262V172H260L262 169L260 168ZM6 169H7V167H5ZM7 169V170H9V171H13V169ZM15 168V167H14ZM29 168V167H28ZM45 168V170H48V169H46ZM53 168H54V166H53ZM53 168L51 169V168H49V169H51V170H53ZM199 168H203L204 169V166L202 165L201 167H199ZM205 168H207V167H205ZM213 168H216V169H219V168H217V167H213ZM242 168V169H243ZM258 168H260L258 171H259V173H257L258 171H256V169H258ZM0 169H2V168H0ZM64 169V170H63ZM73 169V168H72ZM92 169V168H91ZM90 169V171L88 170V176L90 175L91 176V178H94V177H92L93 175H91L90 174V172L93 170H91ZM144 169V170H143ZM173 169V168H172ZM215 169V170H216ZM222 166H221V174H223V172H222ZM242 169L240 170V173H241V175H242V173L244 172V171H242ZM4 170V169H3ZM15 170V169H14ZM55 170V169H54ZM67 170V171H68ZM166 170V171H167ZM199 171H200V169H198ZM205 170V169H204ZM203 170V171H204ZM209 170L210 169H208V172H209ZM215 170H214V173H215ZM244 170V169H243ZM252 170V169H251ZM252 170V171H253ZM1 171V170H0ZM11 171V172H12ZM36 171V170H35ZM41 172L42 171H44V169L43 170H40ZM49 171L50 170H48L47 172L45 171V172H42V174L44 175H42V177L44 178V179H42V177H40L41 179H42V182H41V180H37L38 178H37V176H39V175H36V180L37 181H40L41 182V184H44V183H47L49 180L50 181H52V179H50L51 177L49 176L50 174H49ZM76 171V170H75ZM164 171V172H163ZM170 171V170H169ZM168 171V172H169ZM177 171H178V169H177ZM183 173H181V172ZM194 171V170H193ZM202 171V172H203ZM236 171H234L233 173H235ZM246 171V170H245ZM253 171V172H254ZM3 172V171H2ZM6 172V171H5ZM5 172H3V173H5ZM14 172V171H13ZM14 172V173H15ZM35 173V174H33V175H31V173ZM39 172V171H38ZM53 172H55V171H53ZM52 172V173H53ZM147 170L145 171V174H147L146 176H144V178H143V176L142 175H140V177L141 178H143V181H145L144 183L142 182V185L143 184H145V187H146V180H144V179H146V177H148V173L149 172H147ZM171 172V171H170ZM172 172H173V170H172ZM182 174V178H184V177H186V179H183V181L184 180H187V172H186V170H185V173H186V175H184V172H183V170H179L178 172H174V173H178L179 175H175V179H176V177L178 178V180H176V181H179V182H176V183H174V184H176V186H174V184L173 183H169L170 185L172 184V186H169V185H167V183H166V181L168 180L167 179V177L169 178H172L173 176H171L173 173H168V174H170V176H167V177H165L167 180H165L164 181V183H165V186L167 185V187H165L164 185H163V183L161 182L160 184H161V189H165L166 190V188H167V191H168V187L169 188H172V189H170L169 191H171L170 193L169 192H167V191H160L159 190V194L157 193V192H154V191H152V192H154L153 194H152V196H155L156 194L157 195H162L163 193H164V198H165V200L164 201H166V199H167V197L168 196H170L169 198H168V201H169V199H171V198H173V197H175V200H174V202L175 203H177V207H178V204L181 202V204L182 205H184L183 203L185 202V204H186V201H184V200H186V198H188L187 196H185V195H187L188 194V192L190 191H188V189L187 190H185V188H186V184H187V181L185 182V183H183L181 180H182V178H181V180H179V177H181L180 175V173ZM191 172V171H190ZM202 172H199V173H202ZM212 172V171H211ZM210 172V173H211ZM236 172V173H237ZM249 172V171H248ZM9 173V172H8ZM61 173V174H60ZM206 173H207V170H206ZM206 173H203L204 175L206 174ZM240 173H239V175H240ZM49 174V175H48ZM57 173L55 172V174H54V179H55V175H56ZM192 174V172L190 173V175ZM203 174H200L201 176L203 175ZM213 174V173H212ZM226 173H224V175H225ZM228 174V173H227ZM250 174H252L251 172H250ZM250 174L248 175L247 173H246V175L244 176V174L242 175L243 177H245V179L246 178H248L249 179V177L251 178V176H250ZM4 175V174H3ZM59 175H58V177H59ZM68 175H70V176H68ZM75 175V174H74ZM160 175V176H159ZM166 175H167V173H166ZM189 175V174H188ZM189 175V176H190ZM215 175V174H214ZM213 175V176H214ZM229 175L230 174H228V178L225 176V177H223V179L225 178V180H226V178L228 179V180H232L234 177H236L237 175L236 174H234L235 176H230L231 177V179H230V177H229ZM11 176L12 175H10L9 177L11 178ZM50 177L49 178V180H48V178L47 177ZM53 176V175H52ZM90 176H89V178H90ZM151 176V175H150ZM149 176V177H150ZM192 176H193V174H192ZM192 176H191V178H192ZM199 175H196V177H198ZM201 176H199L198 178H199V180H202L200 177ZM218 176V175H217ZM247 176V177H246ZM249 176V177H248ZM253 176V175H252ZM258 176H262V175H258ZM69 177V178H68ZM206 177V176H205ZM211 177V176H210ZM221 177V178H222ZM241 177V176H240ZM242 177V178H243ZM1 178H3V180L4 181H6L4 178H7L6 176H0V180H1ZM12 178V179H13ZM169 178V179H170ZM174 178V177H173ZM190 177H189V181L190 180H192L193 181V179H195V178H193V179H191ZM214 177H211L210 178V180H207V178H206V180H203V181H205V182H207V181H211V179H212V181L213 180H215L216 179V176H215V179H213ZM239 178V176L237 177V179ZM241 178V179H242ZM255 178V177H254ZM254 178H252V179H254ZM17 179V180H16ZM30 179V180H29ZM57 179L58 178H56V180L55 181H57ZM67 179H71L70 181H68ZM74 179H76V177L74 176V178H73V180ZM138 179H140V178H138ZM137 179V180H138ZM174 179V180H175ZM217 179H219L218 177H217ZM222 179V180H223ZM240 179V181H242ZM244 179V180H245ZM258 179V178H257ZM256 178H255V180H257ZM262 179V178H261ZM36 180H34L33 181V185L34 184H36V183H34ZM147 180H148V178H147ZM159 180H157V182H158V185H159ZM172 180V179H171ZM171 180H169V182H171ZM198 180V179H197ZM221 180V179H220ZM225 180H223L222 182H225ZM227 180V181H228ZM239 180V179H238ZM237 180V181H238ZM259 180V179H258ZM2 181V180H1ZM49 181V182H50ZM161 181H163V179L161 180ZM173 181V180H172ZM195 181H196V179H195ZM194 181V182H195ZM226 181V182H227ZM233 181V180H232ZM235 181V180H234ZM250 181H251V179H250ZM254 181V180H253ZM253 181H251L250 183H251V185L253 186V184H256L257 185V183L258 184H260L261 182L260 181H258V182H253ZM262 181H263V184L262 185H264V180L262 179ZM31 182V183H30ZM39 182V183H40ZM48 182V183H49ZM90 182V181H89ZM88 181H87V184L89 183ZM168 182V181H167ZM181 182V183H180ZM194 182H192V183H194ZM199 182V181H198ZM215 182V181H214ZM218 182H220V181H218V180H216V183H218ZM236 182V181H235ZM247 182H248V180H247ZM56 183V182H55ZM58 183V182H57ZM67 183V184H66ZM73 183V186L71 185ZM85 183H86V180H85ZM84 183V184H85ZM189 183V182H188ZM200 183V182H199ZM199 183H197L196 182V184H198L199 185ZM208 183V182H207ZM239 183V182H238ZM245 184H246V182H244ZM41 184H37V186L38 187H40L39 189L37 188V186H36V188L38 189V190H40L41 189V187H45L44 185L42 186ZM70 184V185H69ZM77 184V185H76ZM84 184H82V185H84ZM86 184V185H87ZM139 184V183H138ZM154 184V183H153ZM153 184H151V185H153ZM210 184H212V182H210ZM219 184V183H218ZM224 184V183H223ZM225 184H227V183H225ZM230 184H231V181H230ZM237 184V183H236ZM9 185V184H8ZM22 186V188L20 189V187ZM32 185V186H33ZM50 185H51V183H50ZM55 185V184H54ZM54 185L52 184V186L50 187L49 186V184L48 185H46V187L47 188H52V187H54ZM80 186H82L81 184H79ZM86 185H84L85 187H86ZM91 185V182H90V184H88L87 186V188H86V190H88V189H91L92 187L90 186ZM142 185H139L141 188H142ZM189 185V184H188ZM213 185V184H212ZM211 185V186H212ZM215 185V184H214ZM220 185H222V184H220ZM229 184H227L226 186H228ZM232 186L234 185L233 183L231 184ZM230 185V186H231ZM240 185V184H239ZM251 185L249 186V183L247 184V188H248V186L250 187V188H252L251 187ZM255 185V186H256ZM262 185L260 184V186H261V188H259L258 186H256V187H258V190L259 191H262V188H264V186L262 187ZM67 186H69L68 188H67ZM83 186V187H84ZM99 186H100V184H99ZM144 186V185H143ZM160 186V185H159ZM164 186V187H163ZM203 186L204 185H201V186H199L200 187V189L201 188H203ZM208 186V185H207ZM206 186V187H207ZM210 186V187H211ZM230 186H228V187H230ZM236 186V188H237V186L238 185H235ZM234 186V187H235ZM254 186V189L256 188ZM57 187V188H58ZM64 187L65 188H67V189H65V190H67V191H65L64 190ZM72 187H73V189H72ZM75 187V188H74ZM84 187V188H85ZM89 187H91V188H89ZM138 187V186H137ZM145 187H143L142 189H145ZM206 187L204 188L205 190H206V192H205V194L207 193V189H206ZM216 187V185L215 186H213V188H215ZM220 187V186H219ZM223 186H221L220 187V189L222 188ZM243 187H244V185H243ZM20 190H19V189ZM42 188V189H43ZM47 188H45V190H44V194H45V192H46V195L47 194H50L49 195V199H51V197H53V199H54V196H51V195H53V193H52V191L54 192V188H52V191L49 189V190H47ZM78 188V187H77ZM84 188H81L82 190L84 189ZM94 188V187H93ZM187 188H188V186H187ZM240 188V187H239ZM247 188H245L246 190H247ZM250 188H249V191H250ZM151 189V188H150ZM160 189V188H159ZM192 189V188H191ZM197 189V188H196ZM223 189V188H222ZM227 189V188H226ZM225 189V190H226ZM231 189L233 190V188L231 187ZM231 189H230V191H231ZM244 189V188H243ZM254 189L252 188V190H253V192H255L254 191ZM23 191V193L22 192H20V191ZM59 190V189H58ZM57 190V191H58ZM77 190V189H76ZM92 190V189H91ZM153 190H154V188H153ZM199 190V189H198ZM197 190V191H198ZM213 190V189H212ZM218 190V189H217ZM217 190H215V191H217ZM236 190H239L238 188L236 189ZM252 190L250 191V193H249V191H248V193L249 194H251L250 195V197L251 198H255V197H258L257 195L256 196H253V194H256V192L255 193H253L252 194ZM256 191H258L257 189H255ZM264 190V189H263ZM15 191H17V193H15ZM49 191H51V193L49 192ZM81 190H79V192H80ZM193 191H196V190H193ZM230 191H229V194L226 196V197H228V196H231L232 197V193H233V191H232V193H230ZM234 191H235V189H234ZM244 190H242L241 191V189H240V192H241V194H242V192H243ZM258 191V192H259ZM86 192V191H85ZM90 192V190L88 191V193ZM152 192H149V194L150 193H152ZM160 192H162V194L160 193ZM165 192H167V194L165 195ZM201 192H202V190H201ZM200 192V190L198 191V193L201 195L202 194V196H203V193H204V191L201 193ZM238 192V191H237ZM245 192V191H244ZM243 192V194L244 195H248L249 196V194L247 193V192H245L244 193ZM25 193L23 194L24 196H25ZM57 193V192H56ZM100 193H103V192H100ZM143 194H145L144 193V190H143V192H142ZM172 193V195H168V194H171ZM197 193V192H196ZM219 193V192H218ZM226 193H228V192H226ZM225 193V194H226ZM247 193V194H246ZM41 194H42V192H41ZM58 194H59V192H58ZM90 194V193H89ZM91 194H94V192H91ZM107 194H108V192H107ZM148 194V195H149ZM234 194V193H233ZM242 194V195H243ZM258 194V193H257ZM263 195H264V192L262 193ZM261 193H260V195H262ZM54 195H55V192H54ZM82 195V194H81ZM156 195V196H157ZM168 195V196H167ZM197 195V194H196ZM195 195V196H196ZM216 195V194H215ZM221 195H223L222 194V192H221ZM243 195V197H245ZM259 195V194H258ZM259 195V196H260ZM27 197H28V195H26ZM44 195H42V197H43ZM58 196V195H57ZM88 196V195H87ZM143 196V195H142ZM150 196V195H149ZM183 196H185V198L183 199ZM206 196H207V194H206ZM205 195L203 196V198H205V199H207V197H206ZM234 196V195H233ZM236 196V195H235ZM239 195H237L236 197H238ZM247 196V197H248ZM253 196V197H252ZM42 197H41V199H42ZM60 197V196H59ZM64 197V198H65ZM177 197V198H176ZM217 197H219V198H221L220 196H217ZM241 197V196H240ZM243 197H241V199H239V200H243L244 198ZM246 197V198H247ZM250 197H248L247 199L249 200V198ZM261 197H264V196H261ZM260 197V198H261ZM24 198H26V197H24ZM71 197H69L68 199H67V202H68V205L67 206H69V205H71L70 203H69V201H71V199H70ZM75 198H76V200H75ZM81 198V197H80ZM150 198V197H149ZM155 198V197H154ZM163 198V195H162V200L164 199ZM195 198V197H194ZM193 198V199H194ZM197 198V197H196ZM201 198V197H200ZM208 198H209V196H208ZM223 198H225V196L223 197ZM222 198V199H223ZM26 199H28V198H26ZM40 199V200H41ZM44 199V198H43ZM49 199L48 198H46V200L49 202ZM53 199H51L50 201L52 202V204L54 203V200ZM61 199V198H60ZM160 199V200H161ZM174 199V198H173ZM189 199V198H188ZM205 199H204V202H205ZM210 199V198H209ZM227 199V198H226ZM229 199V198H228ZM227 199V200H228ZM256 199V198H255ZM56 200V202H57V200H58V197L55 199ZM64 200H66V198L64 199ZM69 200V201H68ZM80 200H82V199H80ZM159 200V201H160ZM198 200H201V199H196V202L198 201ZM211 200V199H210ZM210 200H208L207 199V201H208V203H210L211 202V204H213V205H216L215 204V202H216V200L214 201V203H212V201H210ZM225 200V199H224ZM223 200V201H224ZM252 200V199H251ZM250 200V201H251ZM31 201V200H30ZM38 201V200H37ZM41 201H43V200H41ZM40 201V202H41ZM60 201V200H59ZM76 201V202H75ZM149 201V200H148ZM155 201V203H156V201H158V200H154ZM172 201V200H171ZM170 201V202H171ZM177 201V202H176ZM183 201V202H182ZM188 201V200H187ZM194 202L195 204H196V202H195V200L193 201V200H190L189 202ZM201 201H203V200H201ZM232 201V200H231ZM230 201V202H231ZM259 201V202H258ZM258 203H259V205H258V203H257V205H256V207L257 206H259L260 208H261V210L262 211H264V209H262V207L260 206V205H262L263 203H264V201H262V198H261V200L258 198ZM260 201H262L261 203H260ZM34 202V201H33ZM46 202V201H45ZM48 202H46V203H48ZM150 202V201H149ZM161 202V201H160ZM169 202V203H170ZM233 202H234V200H233ZM244 203L243 204H245L246 202L245 201H243ZM3 203V204H2ZM61 203H63V202H61ZM154 203V204H155ZM165 203V202H164ZM197 203H200V201L199 202H197ZM202 203V208H203V202H201ZM235 203V202H234ZM237 203V202H236ZM235 203V204H236ZM249 203V202H248ZM254 203V202H253ZM30 204V203H29ZM36 204V203H35ZM43 203L41 202V205H42ZM65 204V203H64ZM64 204H56L57 206L58 205H60L61 207H63L64 209H65V207H66V205L65 206H63ZM75 204V205H76ZM85 204V206H83ZM158 204H160V203H158ZM181 204H179V206H181ZM195 204H190V205H192L193 207H194V205ZM205 204H207L206 202H205ZM247 204V203H246ZM245 204V205H246ZM256 204V203H255ZM32 205V204H31ZM38 205H40L39 203H38ZM38 205H37V207H38ZM41 205H40V207H41ZM45 205V203L43 204V206ZM46 205H48V204H46ZM167 205V204H166ZM176 205V204H175ZM213 205H209L210 206V208L212 209V210H215L214 209V207L215 206H213ZM226 205V204H225ZM228 205V204H227ZM226 205V206H227ZM242 204H240L239 206H240V209L239 210H241V207H243V206H241ZM248 205H250V207L253 209V204H252V206H251V204L249 203V204H247V206ZM30 206V205H29ZM149 206L150 205H148V207L146 206V210H144L146 213L147 212H150V211H152V210H150L149 209ZM172 206H173V204H172ZM188 206V205H187ZM192 206H190L191 208H192ZM198 206V205H197ZM199 206H200V204H199ZM206 206V205H205ZM204 206V207H205ZM213 206V207H212ZM234 205H232V207H233ZM238 206V207H239ZM263 207H264V204L262 205ZM31 207V208H30ZM29 207V209H31L32 210V207H34L33 208V211H31L32 213L31 214H34V211H35V213L37 212V210L39 211V209H37V208H35V205H32V206H30ZM61 207H59L60 208V211H62L63 210V213H64V209H62L61 210ZM70 207H72V208H70ZM73 205L72 206H69V208L70 209H73ZM96 207V206H95ZM165 207V206H164ZM168 207V206H167ZM186 207V206H185ZM216 207H217V205H216ZM215 207V208H216ZM228 208L230 207V208H232L231 207V204H230V206H227ZM237 206L235 205L232 209H234L235 208V210H233V212H238V211H236V208ZM246 207V206H245ZM258 207V208H259ZM43 208V207H42ZM45 208V207H44ZM47 208V212L50 210V209H48L49 207L47 206L46 207ZM54 208V207H53ZM81 208V207H80ZM90 208H91V206H90ZM89 208V209H90ZM101 208V207H100ZM103 208V207H102ZM102 208L101 209H98V210H102ZM175 208V207H174ZM186 208H188V207H186ZM208 208V207H207ZM229 208V209H230ZM247 208V207H246ZM66 209H67V207H66ZM70 209H67V211H70L69 213H71V210ZM147 209H149L148 211H147ZM152 209V208H151ZM165 209V208H164ZM178 209V208H177ZM176 209V210H177ZM183 209V208H182ZM194 210H195V208H193ZM197 209V208H196ZM250 210V212H252L253 210ZM50 210V211H51ZM173 210V209H172ZM178 210H181V209H178ZM198 210V209H197ZM201 210V209H200ZM212 210L209 212H207L208 214L210 213L211 214V212H212ZM238 210V209H237ZM261 210H259V213L261 212ZM22 211L26 214H24V216H23V214H22ZM42 211V210H41ZM41 211H39V213L37 212V216H38V214H39V216L41 217V213H43V212H45L46 210H44L43 212H41ZM74 211H72V212H74ZM104 211H106V210H104ZM205 210L203 209V212H204ZM217 211V210H216ZM221 211H222V209H221ZM220 210H219V212H221ZM227 211H229V210H227ZM227 211H226V213H227ZM231 211V210H230ZM41 212V213H40ZM65 212H66V210H65ZM90 212V213H91ZM101 211H99L98 213H100ZM184 212H189V210L187 209L186 211H184ZM192 212V213H193ZM200 212H202V211H200ZM201 213V214H203V215H205L204 213ZM246 212H247V210H246ZM256 212V210H254V213ZM49 214H47V218L46 219H48L49 220V216H52L53 214H52V211H51V214H50V212H48ZM63 213L60 215V218H61V216H63L62 218V220H64V218L65 217H68V218H70L69 216V214L68 213H64V215H69V216H65L64 217V215H63ZM75 213V212H74ZM102 213V212H101ZM183 212L181 211V216H183V214H182ZM216 213V212H215ZM214 212H213V214H215ZM218 213V212H217ZM225 213V214H226ZM236 213H235V215H232L231 213H230V215H228V216H230V217H235L236 216ZM248 213V212H247ZM31 214H29V216H30V218H31ZM44 214V213H43ZM45 214V215H46ZM76 214V213H75ZM95 214V215H94ZM189 214V213H188ZM209 214V215H210ZM223 214V213H222ZM228 214V213H227ZM227 214H226V216H227ZM234 214V213H233ZM242 214V213H241ZM241 214H238V216L239 215H241ZM249 214V213H248ZM45 215H43V217L45 216ZM49 215V216H48ZM73 215V214H72ZM77 215V214H76ZM107 215H108V213H107ZM146 214H144V216H145ZM149 215H150V213H149ZM179 215V214H178ZM207 215V214H206ZM220 215H221V213H220ZM256 215V214H255ZM254 215V216H255ZM261 215V214H260ZM259 215V216H260ZM34 216H35V214H34ZM102 217V219L100 218V215L98 216V214H97V219L96 220H99V222H102L101 220H103L104 222H102V223H106V225H107V222L109 223L110 221H105V219H104V215H101ZM110 216V215H109ZM181 216H179L180 217V220H181ZM185 216V217H184ZM184 216L182 217V218H184V219H186L187 217V215H185L184 214ZM189 216L191 217V218H193L190 214H189ZM211 216V215H210ZM213 216V215H212ZM211 216V217H212ZM219 216V215H218ZM222 216V215H221ZM221 216L219 217V218H221ZM223 216H225V215H223ZM227 216V217H228ZM257 216V215H256ZM40 217H39V219H40ZM73 217V216H72ZM189 217V218H190ZM195 217V216H194ZM209 217V216H208ZM210 217V218H211ZM214 217H216V216H214ZM214 217L213 218H211L210 219V222H211V220H213L214 219ZM241 217V216H240ZM243 217V216H242ZM258 217V216H257ZM256 217V218H257ZM263 217V216H262ZM262 217H260L259 219L260 220H262ZM37 218V217H36ZM52 218V217H51ZM50 218V219H51ZM67 218V220H69ZM86 218V217H85ZM92 218H94V217H92ZM189 218H187V220L189 219ZM206 218V217H205ZM224 218V217H223ZM226 218V217H225ZM238 218V217H237ZM237 218H233V219H237ZM255 218V217H254ZM255 218V219H256ZM32 219V218H31ZM38 219V220H39ZM75 219V218H74ZM74 219L73 220H71L73 223H77L78 224V222L76 221V219H75V221H74ZM107 219V218H106ZM115 219V218H114ZM120 218H118V220H119ZM149 219H151V218H149ZM196 219V218H195ZM227 219V218H226ZM251 219V218H250ZM255 219H252V220H255ZM24 219H23V221H25ZM60 220V219H59ZM69 220V222H71ZM93 221V223L94 222H96V223H99V222H97V221ZM108 220V219H107ZM112 220H113V218H112ZM117 220V219H116ZM116 220H115V222H116ZM143 220V219H142ZM141 220V221H142ZM215 220L217 221V219L215 218ZM214 220V221H215ZM222 220V219H221ZM221 220H219V222L218 223H222L221 222ZM241 220V219H240ZM249 220V219H248ZM263 220H264V217H263ZM263 220H262V222H263ZM40 221V220H39ZM43 221V220H42ZM64 221H66V220H64ZM84 221H85V219H84ZM86 221H87V218H86ZM140 221V222H141ZM143 221H146V220H143ZM142 221V222H143ZM149 221V220H148ZM213 221V222H214ZM215 221V222H216ZM223 221H225V220H223ZM69 222L67 221V223L66 224H69ZM79 222V223H80ZM115 222H114V224H115ZM141 222V223H142ZM192 222H193V219H192ZM192 222H189L190 223V225H191V223ZM195 222H197V220H195ZM213 222H211V224L210 225H212V223ZM232 222H233V220H232ZM257 222V220H255V221H253L252 222V229H253V226H254V229H255V226H258L259 225V223H256ZM52 222H51V224L50 225H52L53 224ZM111 223V222H110ZM113 223V222H112ZM111 223V224H112ZM118 223H120V221L118 222ZM145 223V222H144ZM146 223L148 224V225H150V222H147L146 221ZM200 223V224H199ZM202 223V224H201ZM207 223H208V221H207ZM218 223L215 225V223H213L215 226H217L218 227V229H219V225H218ZM238 223H241L240 221H238ZM251 223V222H250ZM256 225H255V224ZM85 224V223H84ZM101 224V223H100ZM100 224H99V228H102L101 226H100ZM139 224V223H138ZM199 224V226L197 227V225ZM209 224H207V225H209ZM226 224V223H225ZM231 224V223H230ZM233 224V223H232ZM243 224V223H242ZM254 224V225H253ZM64 225H65V227H64ZM70 225H71V223L69 224V227H70ZM73 225V224H72ZM92 225V224H91ZM113 225V224H112ZM112 225H107V226H105V225H103L104 227L102 228V230L104 229V230H106L107 228H109L108 226H112ZM144 225V224H143ZM142 225V226H143ZM191 225V226H192ZM206 225V224H205ZM204 225V226H205ZM206 225V228L208 227ZM214 225H212V227L214 228ZM236 225H238V224H236ZM236 225H229V228H228V230L230 229V226L233 228V227H235ZM261 225L264 227V224L263 223H261ZM58 226V225H57ZM68 226V225H67ZM77 226V225H76ZM75 226V227H76ZM93 226V225H92ZM96 226V225H95ZM95 226H93L92 227V229H93V231H95ZM98 226V225H97ZM140 226V225H139ZM193 226H192V228H193ZM240 226V225H239ZM261 226V227H262ZM52 227V226H51ZM80 227V226H79ZM107 227V228H106ZM116 229H117V227L116 226H114ZM113 227V228H114ZM145 226H143V228H144ZM148 227V226H147ZM147 227H146V229H147ZM150 227V226H149ZM149 227H148V229H149ZM161 227V226H160ZM210 227V226H209ZM223 227H224V224H223ZM260 227V228H261ZM56 228V227H55ZM54 228V229H55ZM71 228H73V227H71ZM91 228V227H90ZM98 227H97V229H99ZM112 228V231L114 230H116L115 228L113 229ZM129 228V227H128ZM128 228H123V229H128ZM140 228H141V226H140ZM204 229H205V227H203ZM220 228H222V227H220ZM226 227H224L223 229H227ZM231 228V229H232ZM48 229V228H47ZM50 229V228H49ZM50 229V230H51ZM61 229V230H60ZM80 229V228H79ZM91 229V230H92ZM123 229H122V231H123ZM132 229V228H131ZM148 229H147V231L146 232H148ZM163 229V228H162ZM161 228H160V234H162V232H161V230H162ZM208 229V228H207ZM210 229V228H209ZM229 230V232H232V230ZM235 229V231L237 232V230H239V229H237L236 227L234 228ZM233 229V230H234ZM237 229V230H236ZM241 229L242 230H244L243 229V225H242V228L240 227V231H238L239 232V234L240 235H243V231H241ZM249 229V228H248ZM73 229H71V231H72ZM75 230V229H74ZM99 230H101V229H99ZM102 230L100 231L101 233H102ZM152 229H150V231H151ZM159 230V229H158ZM164 230V229H163ZM215 232H217L216 230V228L215 229H213ZM224 230V233L227 231H225ZM246 230V229H245ZM262 230V229H261ZM260 230V231H261ZM263 230H264V228H263ZM111 231V232H112ZM131 230H130V228H129V230H128V232H130ZM133 232H135L134 230H132ZM213 231V232H214ZM219 231V230H218ZM220 231H222L223 232V230H221L220 229ZM234 231V233L236 234V232ZM256 231V230H255ZM258 231L259 230H257L256 232L258 233ZM259 231V233H262V232H260ZM104 232V231H103ZM124 232V231H123ZM127 232V233H128ZM137 232V233H136ZM135 233L138 235V236H140V233H139V231H136ZM154 232H156V231H154ZM194 232V231H193ZM202 232V233H201ZM206 232V231H205ZM214 232V235L215 234H218V232L217 233H215ZM222 232H220V233H222ZM238 232H237V234H238ZM247 232V231H246ZM245 231H244V235H245V233H246ZM255 232V233H256ZM75 233V231L73 232V233H71L72 234V236H73V234ZM92 233V232H91ZM105 233V232H104ZM126 233V234H127ZM142 233V232H141ZM198 233V234H199ZM219 233V234H220ZM224 233H222V234H220L219 235V237L218 238H220V236L222 237H224L225 235H223ZM227 233H228V231H227ZM233 233V234H234ZM89 235L90 236V238L94 241V242H96V243H94L95 244V246H96V250L97 251H95V249L93 248V249H91V248H87L88 247V245L89 244H91V243H89V242H91L90 240H85L86 238L85 237H83V236H85V235ZM93 234V233H92ZM131 234V233H130ZM156 234H158V233H156ZM163 234H164V232H163ZM212 235H213V233H211ZM226 234V233H225ZM231 234L232 233H230V236H231ZM234 234V236H236ZM239 234H238V236H239ZM251 234V233H250ZM263 234V233H262ZM93 235V236H94ZM128 235V234H127ZM133 235H135V234H133ZM132 235V236H133ZM144 235V234H143ZM151 235V234H150ZM150 235H148L149 237L148 238H150ZM228 235H229V233H228ZM246 235H248L249 236V234H247L246 233ZM259 236H260V234H258ZM264 235V234H263ZM263 235H262V237H263ZM52 236H54V237H52ZM77 235L75 234V237H76ZM89 236H87V238L89 237ZM102 238H101V237ZM136 236V235H135ZM154 236V235H153ZM218 236V235H217ZM226 236H227V234H226ZM225 236V237H226ZM237 236V240H238V237ZM152 237V236H151ZM167 237V236H166ZM210 237V236H209ZM208 237V238H209ZM225 237H224V239H222L224 242L223 243H225V245L227 244L226 242H227V240H225ZM231 237H233V236H231ZM240 237H242V236H240ZM245 237V236H244ZM243 237V238H244ZM252 237V236H251ZM85 238V239H84ZM94 238V237H93ZM135 238V237H134ZM140 238V237H139ZM211 239H212V237H210ZM209 238V240H211ZM215 238H216V236H215ZM234 238V237H233ZM259 238V237H258ZM79 239H81V242L80 241H77V240H79ZM137 239V241H138V238H136ZM151 239V241H155V240H153L152 238H150ZM204 239H203V241H202V244H203V242H204ZM226 239H227V237H226ZM229 239H230V237H229ZM236 238H234V242L236 241L235 240ZM250 239H252V238H250ZM255 239H257V238H255ZM129 240V239H128ZM140 240H141V238H140ZM146 240L147 239H145V242H146ZM221 240V239H220ZM244 240V239H243ZM259 240V239H258ZM261 240H263V239H261ZM107 241V243H109V244H111V245H108V244H106L105 242ZM226 241V242H225ZM230 241H233V239L231 238V240ZM257 241V240H256ZM260 241V240H259ZM87 243V244H85V243ZM138 242H140V241H138ZM143 242V241H142ZM148 244H149V246H151V245H153V244H151V242H150V240L148 239ZM237 242L238 241H236V243H234V244H236L237 245ZM241 242V241H240ZM239 242V243H240ZM76 243H79V244H76ZM81 243V244H80ZM126 243H128V244H126ZM152 243H154V242H152ZM216 243V244H215ZM218 243V244H217ZM256 243H258V242H254V244H255V247L256 246H258ZM260 243H261V241H260ZM262 243H264V241L262 242ZM85 244V245H84ZM93 244V245H94ZM125 244V245H124ZM133 244V243H132ZM135 244H137V243H135ZM143 243H141V245H142ZM145 244V243H144ZM143 244V246H145ZM166 244V245H165ZM179 244V243H178ZM205 244H207V243H205ZM204 244V245H205ZM230 244H232V243H230ZM240 244H244V243H240ZM250 244V243H249ZM87 245V246H86ZM128 245V246H127ZM170 245V246H169ZM180 245H184L183 247L181 246V248L182 249H186V247H185V245L186 244H180ZM188 245V244H187ZM239 245V244H238ZM245 245H247V244H245ZM252 245V244H251ZM263 245V244H262ZM89 246H91V245H89ZM102 246V247H101ZM105 246V247H104ZM135 246V245H134ZM136 246H140L139 244L138 245H136ZM135 246V247H136ZM142 246V247H143ZM207 246H208V248H207ZM91 247H93V246H91ZM179 247V246H178ZM203 247V246H202ZM246 247V246H245ZM245 247H243V248H245ZM248 248V250H249V252H250V249H252V248H250L249 249V246H247ZM259 247V246H258ZM257 247V248H258ZM117 249V250H115V249ZM130 249L131 251H128L127 253H126V249ZM239 248H242L241 246H239ZM238 248V249H239ZM128 249V250H129ZM140 249H142L141 247H140ZM144 249V248H143ZM185 249H184V251H185ZM232 249H233V247H231V249H230V251L229 252H232V253H229V252H227V253H229V254H227L228 255V257L230 256V254L232 255L235 251H237L236 249H233V250H235L234 252L232 251ZM246 249V248H245ZM245 249H243V250H245ZM138 250V249H137ZM149 250V249H148ZM164 250V251H163ZM175 250H172V251H175ZM178 250V249H177ZM176 250V251H177ZM144 251V250H143ZM143 251H142V253H143ZM162 251V252H161ZM181 251V250H180ZM179 251V252H180ZM202 251V250H201ZM238 251H240V249L238 250ZM245 251H247V250H245ZM119 252H120V254H119ZM136 252V251H135ZM135 252H133L134 254H135ZM145 252V251H144ZM169 252H171V251H169ZM206 252V251H205ZM204 252V253H205ZM241 252V251H240ZM153 253V252H152ZM191 254H192V252H190ZM197 253V252H196ZM195 253V254H196ZM202 253V252H201ZM200 253V254H201ZM237 253V252H236ZM239 253V252H238ZM243 253H245L244 251H243ZM252 253V252H251ZM177 254V253H176ZM199 253H197V255H198ZM199 254V255H200ZM203 254V253H202ZM225 254V255H224ZM127 255V256H126ZM131 255V254H130ZM153 255V256H152ZM183 255H185V254H182V256H180V257H182V258H185ZM197 255H196V257H197ZM198 255V257L196 258V257H194V258H196V260H198V258L199 257H201V256H203V255H200L199 256ZM207 255V254H206ZM237 255V254H236ZM240 255V254H239ZM243 255V254H242ZM151 256V257H150ZM186 256V255H185ZM192 256H194V255H192ZM233 256H235V253H234V255ZM238 257V256H237ZM148 258V260L147 261H149V258H153V260L155 259V261L154 262H152V260H151V262H144V259H147ZM159 258L161 259V260H159ZM232 258V257H231ZM236 258V257H235ZM239 258H237V259H239ZM248 258V259H247ZM107 259V260H106ZM143 259V262H141V260ZM201 258H199V260H200ZM106 260V261H105ZM116 260V259H115ZM115 260H110V261H114L115 262ZM159 262H158V261ZM184 260V259H183ZM202 260H203V258H202ZM241 260H243L244 262H242ZM109 261V260H108ZM107 261V262H108ZM173 261H175V260H173ZM231 261V260H230ZM238 261V260H237ZM254 261V260H253ZM55 262H57V263H55ZM59 262V263H58ZM95 262H97V263H95ZM104 263V264H105ZM63 264V263H62ZM106 264H112V263H110V262H108V263H106Z\"/></svg>",
	"mask_w": 264,
	"mask_h": 264
},
{
	"label": "rangeland",
	"instance_id": "rangeland-1",
	"mask_svg": "<svg viewBox=\"0 0 264 264\" xmlns=\"http://www.w3.org/2000/svg\"><path fill=\"white\" fill-rule=\"evenodd\" d=\"M131 1V7H130V10L132 11V9H134V10H136V11H138L140 8L141 9H143V7H144V9H145V11L143 10V12L145 13L146 11H148V10H152L153 8L152 7H154V9L157 7H155V6H153V5H159L158 7H161L162 5L161 4H163V1H170V0H160V2H162L161 4H160V2H159V0H130ZM139 1H141V2H139ZM190 1V0H189ZM188 1V2H189ZM196 1V0H195ZM208 1V2H207ZM214 1V2H213ZM216 0H199V3L198 2H196L195 4H189L191 7H190V9H192V10H190V9H188L187 8V10H186V6H180V8L178 7H176V9L174 8V10L172 9H170L171 7H170V5L168 6L169 7V9L170 10H168L167 8H166V10L169 12H167V11H165V18H167L166 20L167 21H169L168 23L170 24V22H171V27L169 26L168 28L169 29H167V32H166V34L167 35H165V36H163L166 40L167 39H169V41L167 40V42H168V45L170 46V47H172V46H175L176 45V47H180V46H184V48H186L185 50H183L182 49V51H181V55L180 54H178V56H176L178 59H176V58H174V60H175V63H173L172 65V68H170L169 70L172 72V76H173V74L175 75V72H176V74H178L181 70V72L183 73V72H185V73H183V75H181L180 73V77H179V75H178V77H177V75H175L174 77L176 78L177 77V79L178 78H180V79H182L181 80V82L182 83H184V84H188V83H190L191 84V82H193V84H194V82H195V85H196V83H198L199 81H201V83L203 84V82H202V80L204 79V78H208V79H210V78H212L211 79V81L209 80H206L205 79V82L206 81H208V82H210V84L208 83V82H206V83H204L205 84V86H203V88H205L204 90L206 91V88H208L209 86L211 87V85L213 86V84L216 86H218L217 88L216 87H214L215 88V90H219V87L221 86L219 83V80H218V77L216 78L215 77V75H216V73H217V75L218 76H223L224 77V75H222V74H220L221 72L220 71H223L225 68H226V64L228 65V63L230 64L229 66H231L232 65V67L233 68H231V67H229V66H227V67H229V69L231 68V69H235V67H237V66H235L234 67V65L236 64V65H238V67H239V64L241 63L240 61L242 60V58H243V54H244V52H246L245 53V56H246V54L247 55H249V56H246V58L244 57L243 58V60L245 59V61L244 62H246V63H243V64H246V66L248 65H252V67H249L250 68V73H249V71H247V70H249L248 69V67H247V69H245V68H243V66L242 65H240V69L238 68V73H240V74H238L237 73V71H236V69H235V71L234 72H236V74L238 75V76H236V74H233L235 77L233 78V80H232V76L230 75V74H232L233 73V71L232 70H228L229 71V77L231 78V80L232 81H234L233 83L230 81L229 82V80H230V78H228V77H224L225 79L227 78V79H229V80H227L229 83V85H227L226 83H225V81L223 80L221 83H223L224 84V87L222 86L220 89L221 90H219V93H218V95L220 94V95H222L223 94V96H221V98L219 97V98H217V99H219V100H221V102H219V104H220V107H219V105L217 104L216 105V103H213V102H215L216 101V99L214 100V99H212V98H210V96H215V90L213 91V89H212V87H211V92L213 91L214 92V94L212 95L211 93H210V95H209V97L207 96L208 95V91H204V93H206V94H204L206 97H208L207 99L208 100H206V98H204V96H203V92L201 93L202 94V96H203V98H204V102H207V103H205L206 105H207V108H204V107H201V106H206V105H203V101H202V103H200L199 104V102H201V100L203 99H197V100H200L199 102L196 100V98H193V99H195V101L193 100V99H190V104H191V100L192 101H194V103H192V108L194 107V109L195 110H191V108H190V104H189V98H188V100H187V98H185L184 97V95H188V93H186V94H184V92H182V94H184V95H182V97L183 98H185V99H181V100H185V102H183V101H181L183 104H185L184 106L183 105H181L182 103L180 102V101H177L176 102V104L177 105H171L170 104V106L168 105V103H171V102H169L168 100H170V98L169 99H167L168 97H169V95L167 94V91L169 92V90H167V89H165L167 86H169V85H167L166 86V84L164 83L163 85L164 86H166L165 88H162V86L163 85H161V88H160V84H158L157 85V83L156 82H158L159 81V79H158V81L156 80V84H154L155 85V88L153 87L154 85L153 84H151L150 82V86L152 87V89H150V88H148V87H150V86H146V85H148V84H145V83H148V81L151 79V77H152V79L155 77V76H157V77H160L161 75H160V73L162 72V71H160V73H157V72H159V70H161V69H159L158 70V68H155V62H153L152 63V65H153V67L155 68H153V67H150L149 69L148 68H144V69H140V71L138 72V74H136V80H138L139 81V83H134V85L132 86V84H130V82L129 83H127L126 85L129 87L130 86V88H128V87H126V91L127 92H129L130 91V89L132 88L133 89V97H134V95H135V97L134 98H132V96H130V93L131 92H129V94L128 93H126V102L128 101L129 103V109H131V110H133V111H131L132 113H134L135 112V115L134 114H130L129 113V111L127 110V112H128V114H126V116L127 117H129V119H130V121H127V120H129V119H126V128H129V127H132V126H135L134 124H136V122H134V124H130L129 125V123L130 122H132L133 123V121H137L136 119V113L137 114H140V115H138L139 117H141V118H139L138 116V118H139V120L137 121L138 123H137V125L138 126H135V127H132L133 129H134V131L132 132V131H129V132H127V133H134L135 134V136H138L139 137V135L141 136L142 135V133L145 131V130H147V129H150V130H153V131H155V134H154V132H152V131H149V132H151V135H150V133H148V131L146 132V134H145V132H144V134H143V136H142V139H143V137L145 136V138H147L146 140H148V141H146L147 143H145V145L146 144H148V142L150 141V140H152L153 139V141H154V143L156 144V145H152V144H154L153 143V141H150L151 142V145L149 146V145H146L145 146V148L143 147V151H144V154H143V151L139 154V153H137V155H135V158L133 157V159H135V161L138 163H136L135 164V162H134V160L132 159V156L130 157V158H128V159H130V160H128L127 159V163H128V165L133 161L134 162V165H135V167H140V166H138V165H140V160H142V163L141 164H143L144 163V161H145V163L147 162V163H149L148 165H149V167H152V168H150V169H152V171L150 170L149 171V169H148V167L146 166L147 165V163L145 164V166L147 167L146 168V170H147V172H149L148 173V177H146V179H144V180H146L147 182H146V187H145V184H143L142 185V182L144 183L145 181H143V178H144V176H146L147 174H145V171L143 172L144 174V176L141 174L142 173V168L144 167V166H142L141 165V167H140V172L141 173H139V176L137 175L138 173H136L135 174V180H136V182L134 181V183H135V190H136V193H135V195L134 196H132V197H129V196H126V197H124V195H120V196H112V195H110V190H111V184H110V182H107L106 180H101V178H100V176H99V174L96 172V170H95V167H91V168H89V166H88V170L90 171V169L92 170L91 172H90V174L91 175H93L92 177H94V178H91V176H90V178H89V176H88V170H87V172H86V169L84 170V172H85V175L84 176H86V177H88V178H86V179H84V183H85V180H86V183L84 184V183H77L76 185V188L74 189V190H70V192H69V190L67 189L69 186H67V188H65L66 187V185H64L65 183V178H67V177H63V175H62V182H61V186H59L60 184H59V180H60V176L61 175H59V172H57V171H60L59 169H61V173L62 174H64L63 173V171H62V168H65L66 170H64L65 171V173L66 172H69V173H71L68 169H70V167H71V171H73L74 173H71L72 174V180L71 179H67L68 181H74V182H78V181H76V180H82L83 178H85L83 175V178H82V176H81V173H82V168H81V166H82V162L84 163V164H87L86 162H87V159H86V157H85V154L86 153H88L87 151H89L91 148H89V146H90V144H89V140H90V138L89 137H84L83 138V140H82V137H80V136H77L76 134H72V133H70V134H68V136H70V135H72V138H70L69 139V141H68V143L65 141V142H63L64 141V139L62 140L61 138H64L63 136H64V134H61V133H57V134H59V135H57L58 136V138H56V131H54V132H51V136L53 137V140H52V137H51V139H49V134H47V135H49V136H45L46 134H44V128L42 129V125H41V123H39V122H35V123H33V124H31L32 122H34L33 121V119L31 120V119H29V121H24L23 119H24V111H26V108H25V110H23L22 111V109L21 108H24V105H22L20 102H22V100L21 99H19L20 97H22V99H23V96H25L24 95V93H26V96H28L27 95V91L29 92V94L32 92V90L30 89V88H32V86L31 85H29L30 83H28L27 81L29 80H31V79H29L30 77V74L31 73H28L27 74V77H26V82H25V85H26V83L28 84V86L30 87L26 92L25 91H22L23 89H25V88H22V87H24L23 86V84H22V81H21V84H20V81H19V78H21V77H18V76H20L19 74H17V69L15 68L14 69V67L16 66V57H11L12 59H14L15 58V60H12L11 58H9V62H7L8 60V57H7V59H5V58H3V59H1L2 57H3V55H1V54H3L2 52H4V55H5V53H6V42H7V44H9L8 43V41H7V39H8V37H10V32L8 33V32H4L5 30H8V28H9V25H7L6 24V28L5 27H3L2 29H3V31H1V32H4V33H2V35H0L1 37H0V40H1V42L2 43H4V46L5 47H3L2 46V43L0 42V47H3V51H0V60H2V62L3 61H6V62H4V63H2V62H0V67L2 66L1 64H3L5 67L6 66H8L6 69H5V67L4 66H2L1 67V69H0V71H4V69H5V73L7 72V83H13V79H15V78H17L18 80L17 81H15V83H16V85L18 86V88L16 87V85H14L15 87L14 88H12V87H10V90L12 89V95H11V93H9V91H6V90H4L3 88H7V87H3L2 86V90H0V99L2 100V101H4V99H5V101L3 102L4 104L7 102L8 104H9V106H11V105H13L12 107L14 108L15 106H17V108L16 109H13V111H12V107H11V109H9V106H8V109H6V111H4V112H0L1 113V115H2V113H3V115H4V117L6 116V118H7V113L8 112H10L11 111V113H12V115H10V113H8V115H10L11 116V120H12V122H11V125H10V122L8 123V121H10V119H9V117L7 118V120H6V118H4L3 116H1L0 118L1 119H5L6 121L4 122V121H1V123H0V125H4V124H6V126L7 125H9L11 128H13L12 127V125H13V123H14V126H15V122H13V120L14 121H16V126L14 127V128H19V127H21V128H23V126L25 127V128H29V131L28 132H25L24 133V131H21V132H23V133H21V135L20 136H18V138H17V142L15 141V139L16 138H14V139H12V138H10V140L8 139V138H4L5 136L7 137V134L8 133H6V130H5V126H4V129H3V127H1V129H0V134L2 133V135H0V137H2V138H0V143L2 144H0V146H4L3 148H5V151L2 149V147H0V156H2V155H4L5 156V154H3V153H6L7 152V148L9 147V152L11 153L12 151H14L15 150V152H18L17 153V157H18V159H15L14 157H16V156H14V154H16L15 152H14V154H13V159H14V161H12L13 159L12 158H10V157H8L9 155L6 153V159H8L9 161H12V162H9L8 160H5V161H8V163H7V165H10V163H12V166L15 164H17V165H19V163H21V162H23L22 161V159H23V157L25 158V156H22L21 157V154H23L24 155V153L25 154H28V150L30 151V149H27L28 147H29V145L30 144H28V142L29 143H31L32 145V147H33V150L34 151H31V152H34L33 153V155L31 154V156L30 157H32L33 159H31V161L32 160H34L33 162H31V161H24L25 162V165H23L22 163V167H24V166H26L27 167V165H28V167L27 168H25V169H31L32 168V170L36 173V175H39V176H37V180H41V182H42V179H44L43 177H42V172H47L48 170H50L49 171V176L51 177H47L48 178V180H49V178L50 179H52V181H48L47 183H44V184H41V182L40 181H37L36 180V175H33V174H35L34 172L33 173H31V175H33V176H31V180H36L34 183H36V184H34L33 185V181H32V185H30L29 186V184H27V187H26V189L27 188H30V187H34L35 186V188H34V190H36L37 191V193L38 192H40L41 190V192H42V194H41V192L40 193H38L37 194V197L40 195V198L38 197L37 198V200H35L36 199V195L34 196V199H33V196L30 198V195L28 194V192H24L25 193V196L23 195L24 193H23V191L21 190L20 192H22L23 194H22V198L25 200V202H27L28 203V207H27V209L25 208V210H26V212L25 213H27L29 210H30V213L28 212V215H26L23 211H22V214H23V216H24V214L26 215V216H24L23 218H20L19 216H18V214H17V217H16V221L18 222V220H19V222L22 220V223L24 222H26V220H28V221H30V226H29V230L31 231V229H32V231H35L36 229L35 228H32V226H31V224L33 225L34 223H37V225H38V227L39 228H41L42 230H46V231H48V232H50L51 233V235H52V233L54 232H52V229L51 228H53V225H54V223H53V221H51V220H54V219H57L58 217H56V216H58L59 214H57L56 216H55V214L57 213V212H55V211H53V210H51V206H53L52 207V209H56L55 207H57V210L59 211V213L61 212V214L63 213V210L62 209H64L63 207H61L62 205L61 204H64L63 206H65L66 205V207H67V209H70V208H72V207H70L69 208V206H74L73 207V209H70L71 210V213H69L70 211H67V209H66V207H65V209H64V213H68L67 215H64V213H63V215H64V217L65 216H69L70 218H68V217H65L64 218V220H66V221H64V220H62L63 218V216H61V218H60V215H59V219H57V220H54L56 223L55 224H57V221L59 222V221H61L60 223H62L61 225L63 226V222L65 223H67V221L69 222V220L71 219V220H73L74 218L76 219V217H77V219L78 218H81L82 217V215H83V212H82V215L79 217V214L77 213V212H79V211H76L78 208H79V210L80 209H85L84 207H82V206H80L79 207V205L77 206V204L76 203H74L73 202V192H76L77 191V193L76 194H79L80 195V197L78 196V202H80L81 204H82V202H84L85 204L86 203H88V202H90V200L92 201V197H93V202H91V204L89 205V204H86V206H85V204L83 205V206H85L86 208L88 207V205H89V207H88V210L87 211H89V216L90 215H92V217H94V218H92L91 217V219H95V216H93V214H92V212H91V210H93L94 212L97 210V212H96V219H97V214H98V216L100 215V218L102 217L101 215H104L103 217H104V219H105V221H110L109 223L107 222V225H112L111 227L110 226H108L109 228H107L106 230H102V228L104 227L103 225H105V226H107L106 225V223H102V222H104L103 220H101L102 222H99V220H96L97 222H99V223H96V222H94L93 223V221H95V220H92L91 221V219H88V215L87 216H85L86 215V213L88 214V212H84L85 213V215H83V217L84 218H81L82 220H81V222L83 223V227H87V229H88V226L89 225H87V222L88 221H91V222H89V224H90V226H89V229H88V231H89V235L91 234V238L94 240H98L99 239V236L97 235V238L95 237L96 235H94V233L98 230L99 231V235H106V236H102L103 237V239H99V240H101V241H97L96 240V242H98V243H100V244H96L97 245V248L98 247H100V246H98V245H104V243H103V240H105V239H108L109 238V236L111 235L110 233H112V235L110 236V237H112L113 235L114 236H116V237H114V239L116 238H118L119 239V243H120V241L122 240V239H120V238H123V236L124 235H122L123 233L126 235V236H124V240L126 239L125 237H127V240H126V242H128L129 241V248L130 249H132L131 247H133V249H132V251L133 252H135V254L133 253V252H130V253H127L128 251H131L129 248V250L128 249H126L127 251H126V253L127 254H129L128 255V257L126 258V260H127V262L129 261V262H131V259L133 258V256L132 255H135V256H138V255H140V254H142L143 256L144 255H148V257H149V255H151V254H156L158 251L157 250H153V246H155L156 247V239L158 240L159 238H162V237H165V238H169V239H171L172 241H173V243L174 242H176V250H175V248H174V244L171 246V247H169V249L170 250H168V251H166V249H168L167 247H168V244L165 246L166 248H165V252H168V253H165V254H169L170 256H171V258L172 259H170L169 261H165V262H179L178 260H180V259H182V260H180V262L182 261V262H184L186 259H187V255H188V259H189V257H190V261L189 260H186L185 262H202V261H209L211 258H208V251L206 250V247L204 248V246H206V245H208V243L209 242H207V240L208 241H210L211 243H210V246H211V244H212V240L214 239V240H218L217 242L219 243L220 241H222V242H220L219 243V245L220 246H227V248H229V246H231V247H233V249H236L237 251H235V250H233L232 249V251L235 253V256H233L234 255V253L231 255L230 254V256L228 257V255L227 254H229V253H232V252H229L230 251V249H231V247L229 248V249H227V250H225L226 252H225V254H226V256H227V258L225 257L224 259H225V261L226 262H233V260H234V262L236 261V262H240L239 260H240V258H241V256L243 257L242 259L244 260H246V257H244V255L248 252V253H250V254H253V255H255V253H256V255H258V250H259V248H261L262 246H264V243H262L263 241H264V230H263V226L261 225V223H263L264 224V220H263V217H264V211H262L261 210V208L259 207V206H257L256 207V205H257V203L259 202L258 201V198L261 200V198H262V201H264V197H261V196H264L262 193L264 192V188H262V191H259L258 190V187L260 186V184L262 185L263 184V181H262V179L264 180V139H263V137H262V135H264L263 133V130H264V84L262 83V82H264L263 80H264V66H262V65H264V50H263V47H264V1L262 0H227V1H225V0H218V1H216ZM250 1V2H249ZM260 1H261V3H260ZM142 2H143V5H145V6H143L142 5ZM147 2V3H146ZM219 2V3H218ZM228 2V3H227ZM139 3L141 4V5H139ZM197 3H198V5H197ZM200 4V5H199ZM161 5V6H160ZM152 6V7H151ZM157 7V8H158ZM174 7V6H173ZM172 7V8H173ZM182 7V8H181ZM188 7V6H187ZM132 8V9H131ZM156 8V9H157ZM162 8V7H161ZM184 8V9H183ZM141 9H140V11H141ZM195 9V10H194ZM133 10V11H134ZM162 10V9H161ZM130 11V12H131ZM139 11V12H140ZM153 11V10H152ZM160 11V9L158 8V12ZM184 11V12H183ZM223 11L225 12V13H223ZM139 12L137 13L138 15H141V12H140V14H139ZM186 12V13H185ZM189 12V13H188ZM159 13H161V12H159ZM163 13V12H162ZM168 13V14H167ZM131 13H129V19H130V22L132 21V23L131 24H128V22H127V25H126V31L128 32L129 31V27L132 29V27L133 28H135L136 30H139L140 32H141V30H144V29H142L141 28V26H140V24L137 22L136 23V21H138L137 19H135V21H133L134 19H133V16H131L130 15ZM169 14H171V15H169ZM190 15H192V17L190 16ZM132 17V18H131ZM135 17V16H134ZM172 17V18H171ZM179 18V19H178ZM196 18V19H195ZM201 20H203L204 21V23H203V21H201L202 23H200V19ZM128 19V20H129ZM131 19H133V20H131ZM176 19V20H175ZM196 20H199V21H196ZM242 20V21H241ZM163 21H165L164 19H163ZM129 22V23H130ZM166 22V21H165ZM174 22H176L177 24H175ZM194 23H196V24H194ZM198 23H200L199 25H201V26H199L198 25ZM174 24H175V27H174ZM182 24H185V25H183L184 27H185V29L184 28H182L183 26H182ZM188 24V25H187ZM203 24V25H202ZM198 25V26H197ZM173 26V27H172ZM181 26V27H180ZM146 27L147 26H145V29H146ZM177 27V28H176ZM138 28V29H137ZM181 28H182V30H181ZM205 28V29H204ZM241 28V29H240ZM130 29V30H131ZM149 29H151V28H149ZM176 29V30H175ZM133 30V29H132ZM174 30L176 31V32H174ZM191 31V32H190ZM208 31V32H207ZM126 32V34H127V37H128V34L129 33H127ZM130 32V36L133 38V35H132V31H129ZM134 32V31H133ZM138 32V31H137ZM137 32H135V34L137 33ZM170 32H173V36H172V33H170ZM213 34H212V33ZM6 33H8V35L6 34ZM206 33V34H205ZM216 33V34H215ZM1 34V33H0ZM7 36H6V35ZM169 34L172 36H169ZM208 34V35H207ZM212 34V35H211ZM232 34V35H231ZM177 37H176V36ZM130 36H129V38H130ZM175 36V37H174ZM185 38H184V37ZM212 36H215V38L214 37H212ZM163 37H161L162 39H164ZM182 37V38H181ZM4 38H6V39H4ZM131 38V39H132ZM135 38V37H134ZM171 38V39H170ZM172 39H174V41H172ZM207 39V40H206ZM215 40V41H211V40ZM5 40V41H4ZM9 40V39H8ZM177 40H178V42H177ZM4 41V42H3ZM172 41V42H171ZM217 41H219V42H217ZM227 41V42H226ZM231 41V42H230ZM133 42V39L132 40H130V42H129V44L130 45H132L131 43ZM169 42H171L170 44L172 45H170L169 44ZM176 42V43H175ZM216 43V44H215ZM221 43V44H220ZM223 43V44H222ZM228 43V44H227ZM231 43L233 44V45H231ZM187 44V45H186ZM209 44V45H208ZM128 46V44H127V46H128V53H129V51L130 52H132L131 51V49H130V47H132V46ZM133 45H134V42H133ZM215 45V46H214ZM218 45H219V47H218ZM231 45V46H230ZM188 46V47H187ZM192 47V49L190 48V47ZM205 46V47H204ZM217 46V48H215ZM221 46V47H220ZM230 46V48L232 49V48H238V50L239 49H241V47H249V48H251L252 47V49H253V51H250L249 53H248V51H246L247 50V48H246V50H245V48L243 49L242 48V50L240 51L241 53H242V57H240V55L241 54H239L240 52H237L238 50L236 49V50H234V51H232L231 49V51L232 52H230V50H228V47ZM233 46V47H232ZM254 46H256L255 48H254ZM257 46L258 47H260V49L258 48L257 49ZM207 47H208V49L209 50H212V51H214L211 55H212V61H209V63H211L212 64V67H211V64H208L207 62H206V64H208V66H207V68L210 66V68H208V69H210L211 70V73H210V71H209V73L210 74H213V76L217 79V80H215V81H213L212 82V80H213V77H210L209 78V76H210V74H209V76H208V74L206 73L208 70H207V68L205 69L204 67H203V69H204V71H203V69H202V67H199L200 66V64H202L203 62H204V58L202 57V55H203V52L204 51H209L208 49H207ZM211 47H214V49L213 48H211ZM219 48H223L224 50H220ZM248 48V49H249ZM2 49V48H1ZM0 49V50H1ZM205 49V50H204ZM225 49H227L228 51H229V53H227V52H225ZM251 49V50H252ZM257 49V50H256ZM186 50L188 51V52H186ZM222 51L223 53H220V52H217V51ZM245 50V51H244ZM250 50V49H249ZM242 51H244V52H242ZM257 51V52H256ZM166 52V51H165ZM239 54V56H238V54ZM168 53H171V52H168ZM168 53H166V54H168ZM193 53V54H192ZM202 53V54H201ZM217 55L218 54V56L220 55L222 58L220 59V61H221V64H220V61H219V63L218 64H220L219 66H222V67H225L223 70L221 69L220 71L218 70H215V68L213 67L214 66V63H216V61H217V59H216V61L214 62V60H213V58L215 57V54ZM263 53V54H262ZM172 54V53H171ZM189 55L190 56V58H191V60H190V58H189V56L187 57V55ZM192 54V55H191ZM232 54V55H231ZM237 54V57L239 58L240 57V60L238 61V62H240V63H238L237 62V58L235 57V55ZM222 55H226L225 56V58L227 57V58H230V59H237V60H235V61H229V60H227V59H223L224 58V56H222ZM234 55V56H233ZM179 56H182V57H180L181 58V60H180V58H179ZM233 56V57H232ZM250 56H252V57H250ZM255 56V57H254ZM263 56V57H262ZM173 57H174V55H173ZM173 57L172 56H170V58H169V60H173ZM232 57V58H231ZM247 57H248V59H247ZM258 57V58H257ZM187 58V59H186ZM203 58V59H202ZM250 58V59H249ZM190 61H189V60ZM211 59V58H210ZM253 59H255V60H253ZM182 60H185V62H187V63H191V62H193V60L195 61V63L197 64V63H200V64H198V69H197V72H199V70H200V68L202 69V70H200V74H201V76H200V74H198V73H195V69H196V67H197V65H195V63H191L190 65L191 66H194L195 68L193 69H191V66L189 65V64H185V62H183ZM199 60V61H198ZM223 60V61H222ZM225 60H227L226 62L227 63H225V66H223L224 65V62H225ZM242 60V61H243ZM249 60V62H247ZM252 60L254 61L253 63H251L252 62ZM263 60V61H262ZM15 62V64H13V63H10V62ZM183 63L182 64V66L180 67V66H178V65H176V64H178V63ZM251 61V62H250ZM223 62V63H222ZM238 64H237V63ZM256 62V64L258 65H256L255 64V66L253 65L254 63ZM6 63H8V64H6ZM232 63H235V64H232ZM241 63V64H242ZM14 66H13V65ZM176 66H175V65ZM10 65H12L13 66V70H16V76L17 77H13V76H15L13 73V75L11 76L10 75V71H11V69H9V67H11ZM180 65V64H179ZM183 65H184V67H183ZM204 65V64H203ZM216 65H217V63H216ZM202 66V65H201ZM205 66V67H206ZM219 66L217 65V69L219 68ZM241 66H242V68H241ZM174 67V68H173ZM179 67V68H178ZM189 67V68H188ZM262 67V69H260ZM4 68V69H3ZM212 68V69H211ZM221 68V67H220ZM3 69V70H2ZM191 69V70H190ZM257 69V70H256ZM7 70V71H6ZM12 70V71H13ZM153 70H155V71H157L155 74H154V71ZM175 72H174V71ZM184 70V71H183ZM190 70V73L188 72ZM206 70V71H205ZM212 70H214V73H213V71ZM251 70H252V72L254 73V75H253V73H251ZM259 70V71H258ZM11 71V72H12ZM148 71H152V73L154 74V77H153V74L152 73H149ZM204 73H203V72ZM226 71V69L224 70V72ZM228 71H226V75L228 74L227 72ZM232 71V72H231ZM240 71V72H239ZM15 72V71H14ZM171 72H167L169 75H170V78L173 80L174 79V77H171ZM191 72L193 73L192 74V78H191V76H190V74H191ZM218 72H219V74H218ZM246 72V73H245ZM5 73L1 76V72H0V79H2V77L5 75ZM187 73V75H188V73H189V76H190V78L193 80H191L188 76H186V78L184 77V75ZM10 76H9V75ZM150 74H152V75H150ZM158 74V75H157ZM205 74V75H204ZM225 74V73H224ZM248 74H252V76L250 77V75H248ZM168 75V76H169ZM198 75V76H197ZM6 76H4L5 78H6ZM168 76H167V80H168ZM208 76V77H207ZM212 76V75H211ZM259 76V77H258ZM3 77V79H2V81H4V82H6L5 80V78ZM9 77H10V79H9ZM29 77V78H28ZM142 77V78H141ZM187 77H188V80H187V82H185V79H187ZM193 77H194V79H193ZM203 78L202 80H198V78ZM246 77V78H245ZM248 77V78H247ZM253 77V78H252ZM262 77V78H261ZM185 78V79H184ZM199 78V79H200ZM224 78H221V79H224ZM256 78V79H255ZM146 79H148L147 81H146ZM169 80L168 82H170V83H173L172 82V80ZM176 79V80H177ZM180 79H178L177 80V83L179 82V80ZM12 80V81H11ZM16 80V79H15ZM21 80V79H20ZM142 80H145L144 81V86L142 87V85H141V83L143 84V82H142ZM189 80H191L190 82H188ZM198 82H197V81ZM238 80V81H237ZM1 80H0V85L2 84L1 82H2ZM174 81V80H173ZM216 81H218V82H216ZM221 81V80H220ZM19 82V84H17ZM104 83V85H106V82L107 81H103ZM217 84H216V83ZM255 82V83H254ZM261 82V83H260ZM6 83V84H7ZM132 83V82H131ZM176 83V81H175V84H177ZM212 83V84H211ZM129 84V85H128ZM136 84H138V88L136 89V91H134L135 89H134V87H136L137 85ZM162 84V83H161ZM189 84V85H190ZM207 84H209V85H207ZM232 84V85H231ZM8 85V84H7ZM6 85V86H7ZM156 85L157 86H159V87H156ZM198 85H201V84H197V86ZM11 86H12V84H11ZM21 86V87H20ZM28 86H26L27 88H28ZM132 86V87H131ZM140 86H141V88H140ZM145 86H146V88L148 89H146V93L147 94H145L144 93V88H145ZM163 86V87H164ZM202 86V85H201ZM200 86V89L202 88ZM206 86H208V87H206ZM226 86H227V88H226ZM237 86V87H236ZM1 87V86H0ZM26 88V89H27ZM140 88V90H138ZM143 88V89H142ZM229 88H230V90H229ZM236 88V89H235ZM19 89V90H18ZM25 89V90H26ZM75 88H72V89H70V90H68L69 92H71V93H79L78 91H80L79 90V88H77L78 90L76 91V90H74ZM142 89V90H141ZM154 89H155V93H156V90L157 89H160V91L159 92H161V93H157V94H159V95H157L158 97H157V99L158 100H161V99H167V101L165 100H162V101H159L160 103H162L161 104V107L158 105V107L157 106H155V105H157V104H154V103H157L158 101H156V102H153L154 101V96H152L154 93H152V91L154 92ZM198 89H199V87H198ZM208 89V90H209ZM233 89V90H232ZM9 90V89H8ZM18 90V91H17ZM105 89H103V91H104ZM129 90V91H128ZM137 90H138V92L139 91H141V93H144L145 95H144V97H143V95L141 94V93H139V95L141 96V98L138 100V96L139 95H137L138 93H135V92H137ZM149 90H150V93H149ZM202 90V89H201ZM232 90V91H231ZM235 90V91H234ZM16 91H17V94H16ZM21 91L23 92L22 94H20L21 93ZM82 91V90H81ZM80 91V92H81ZM102 91V90H101ZM106 91V90H105ZM107 91H108V89H107ZM132 91V90H131ZM164 91H166V96L164 95L165 93H164ZM198 91V90H197ZM5 92V93H4ZM171 92V91H170ZM212 92V93H213ZM6 93H9L10 94V96L12 97V99H10L11 97L9 96V94H6ZM132 93H131V95H132ZM152 93V94H151ZM151 94V95H150ZM161 94H163L162 96H161ZM16 95H18V97L16 96ZM22 95V96H21ZM148 95V96H147ZM155 95V94H154ZM217 95V92H216V96H218ZM219 95V96H220ZM8 96L10 97L9 99H8ZM150 96V97H149ZM189 96V95H188ZM224 96H226V97H228V98H224ZM1 97H3V98H1ZM162 97V98H161ZM165 97V98H164ZM200 97H201V95H200ZM223 97V98H222ZM15 98V100H13ZM136 98H137V101H140V103L141 104H139V102L137 103L139 106H134V104L132 103L133 102V99H135L134 101H136ZM150 99L151 101H145V99ZM151 98H153V101H152V99ZM242 98V99H241ZM6 99H8V100H6ZM28 99H30V96H28V97H26V102H28L29 100ZM129 99H131V101L132 102H130L129 101ZM144 99V100H143ZM224 99V100H223ZM240 99H241V102H242V104H241V102H240ZM13 102H12V101ZM21 100V101H20ZM155 100H156V98H155ZM219 100H217V101H219ZM222 100H223V102H222ZM226 100V101H225ZM234 100V101H233ZM243 100V101H242ZM143 101H145V102H143ZM187 101V102H186ZM210 101V102H209ZM211 101H213V102H211ZM233 101V102H232ZM10 102H11V105H10ZM78 102V101H77ZM76 102V103H77ZM148 102V103H147ZM226 102H227V104H226ZM228 102H230V103H228ZM238 102V103H237ZM239 102H240V104H239ZM1 101H0V107H2L4 104H3ZM7 103L5 104L6 106H7ZM52 103V102H51ZM75 103V104H76ZM79 103V102H78ZM108 102H106V104H107ZM110 103V102H109ZM109 103H108V105H109ZM135 103V102H134ZM153 103V104H152ZM175 103V102H174ZM196 103V104H195ZM213 105H212V104ZM3 104V105H2ZM19 104V105H18ZM75 104H74V106H75ZM91 104H92V106H93V108H95V106H94V104L93 103H90V105H88V106H91ZM147 106H146V105ZM149 104V105H148ZM159 104V103H158ZM200 105V108H201V110H200V112L198 111L199 110V105ZM226 105V109H225V105ZM244 104V105H243ZM50 105H53V104H50ZM79 105H81L82 107L84 106V107H86V105L85 104H83L82 105V103H80ZM96 105V104H95ZM136 105V104H135ZM154 105L155 106V108H153L152 109V106ZM162 105H163V107H162ZM180 105V106H179ZM194 105V106H193ZM214 105L215 106H218V108L217 109H220V108H222V110L220 109V110H217L216 109V107H215V109H212L213 107H214ZM222 105V106H221ZM224 105V106H223ZM241 107H240V106ZM21 106H23V107H21ZM91 106V107H92ZM141 106V107H140ZM178 106V107H177ZM196 106H198V109H196L197 107ZM230 106H232V107H230ZM5 107V106H4ZM3 107V108H4ZM26 107L28 108V106L26 105ZM76 107H78V105L76 104ZM145 107V108H144ZM157 107V108H156ZM173 107H176V110H175V108H173ZM183 108L181 111H183V113L180 111V110H178V108ZM186 109H188L189 110V108H190V110L194 113V115L192 116L191 115V111H189V114L187 115V113H188V111L187 112H185V108ZM196 107V108H195ZM3 108H0L1 110L3 109ZM126 108H127V105H126ZM150 109V111H149V109ZM159 108V109H158ZM166 108H168L169 109V111L167 112L166 111ZM171 108H173V109H171ZM204 108V109H203ZM211 108V109H210ZM236 108H239V109H241V110H238L237 109V111L239 112H237L236 113V111H235V109ZM147 111H146V110ZM157 109V110H156ZM206 109H208V110H206ZM234 109V111H235V115H230L231 116V118H232V120L231 119H229V114H232V112L234 113V111H232ZM5 110V109H4ZM156 110V111H155ZM158 110H159V112H158ZM171 110V111H170ZM173 110H175L174 111V116H175V118L174 119H171V116H172V118H173V115H171L172 114V112H173ZM177 110L179 111L178 113H182V114H178L177 113ZM197 110V111H196ZM206 110V111H205ZM212 110H214V111H212ZM224 110H226V112H228V111H232L231 113L229 112V114H228V119L225 117L226 115L224 114ZM228 110V111H227ZM263 110V111H262ZM3 111V110H2ZM21 111V112H20ZM163 111V113H160V112H162ZM7 112V113H6ZM14 112L17 114H15L14 115ZM126 112V113H127ZM145 112H147V114H149L150 116H152L154 113L156 114V113H158V115L159 116H161V115H163V116H161V117H165V119H163V120H169V118H170V122L168 123V124H166V128H163L162 129V126L165 124V121L163 122V120H161L160 119V117L159 116H157V114H156V117H157V119H155V117L153 116L152 117V119L150 118V119H147L146 117H149L147 114H145ZM150 112L152 113V115L150 114ZM154 112V113H153ZM195 112L197 113V115L195 116ZM205 112V113H204ZM207 112H208V115H209V118H207ZM214 112V113H213ZM225 112V113H226ZM241 112V113H240ZM164 113H165V115H166V113H169L168 115H171L170 117L168 116V115H164ZM186 113V114H185ZM192 113V114H193ZM201 113H202V115H201ZM19 114H22L24 117H17V116H19ZM154 114V115H155ZM161 114V115H160ZM217 114V115H216ZM236 114H237V116H236ZM239 114V115H238ZM133 115V116H132ZM147 115V116H146ZM211 115V116H210ZM225 115V116H224ZM135 116V119H133L132 117H134ZM167 116H168V118H167ZM178 116H180V117H178ZM194 116L196 117L195 119H194ZM213 116V117H212ZM235 116V117H234ZM12 117H14V118H12ZM126 117V118H127ZM159 117V118H158ZM191 117L193 118V119H191ZM211 117V118H210ZM216 119H218L217 117H219L220 119V123H219V120H216ZM223 117V119H224V121L227 119V121L229 120V122H231V121H236V123L238 124V127L236 126V128H235V125H236V123H235V125H234V123H232L231 122V125L233 124L234 126H229V127H231V128H233V129H231V130H233V131H235L234 129H237L238 130V132H237V134H235L236 133V131L235 132H233V131H231L230 129V131L231 132H229V130L227 129V128H229L227 125H229V122H228V124H227V122L225 123V122H223V119L221 120V118ZM143 118L144 119H147V121L146 120H143ZM177 118H178V120H177ZM182 118H184L183 120H182ZM226 118V119H225ZM9 119V120H8ZM16 119V120H15ZM27 119H28V117H27ZM131 119H133V120H131ZM160 119V120H159ZM203 119H204V121H203ZM213 119H215L216 121L214 122L213 121ZM260 119V120H259ZM21 120V121H20ZM141 120H143L142 122H141ZM155 120V121H154ZM156 120H159V122L157 121L156 122ZM166 120V121H167ZM175 120H177V121H175ZM196 120V121H195ZM202 120V121H201ZM209 122H208V121ZM210 120H211V122H210ZM67 120H65L64 122H66ZM139 121H140V124H139ZM144 121L146 122V123H148V121L149 122H152V123H150L149 125L148 124H146V123H144ZM163 123L162 124V126L160 127V125H161V122ZM205 121H206V123H205ZM222 121V122H221ZM233 121V122H234ZM3 122V123H2ZM64 122H61V123H63L64 124ZM197 122V123H196ZM201 122H202V124H203V126H202V124H201ZM217 122V124H216V127H211V126H215V123ZM29 123L33 126L34 124L37 126H33V128H32V126L30 127L29 126ZM142 123V124H141ZM187 123H188V126L186 127V128H184L186 125H187ZM191 123L192 124H194V126L193 125H191ZM207 124V125H205V124ZM212 123V124H211ZM222 123V125H220ZM224 123H225V125H224ZM144 124H146V126L144 125ZM177 124V125H176ZM186 124V125H185ZM195 124H198L197 126L198 127H200V128H197V126L195 125ZM209 124H211V126L209 125ZM227 124V125H226ZM219 125H220V127H219ZM239 125H240V127H239ZM242 125V126H241ZM9 126L7 127V128H9ZM82 126H85V127H83V128H81ZM143 126V127H142ZM144 126L146 127V128H144ZM151 126V127H150ZM157 127V129H155L156 127ZM168 126L171 128L172 126H173V128H175V129H173L172 128V130L170 129V128H168ZM182 126H184L183 128H181ZM207 126V129L208 128H210L211 130V132H210V136H209V138H211L213 141H214V138H216L217 136V139L218 140H215L216 142H218V143H215V141L213 142L212 140V143L209 141V139L205 136V133H204V136H205V139H204V141H201L202 140V138H201V133H203V132H206L207 131V129L205 128V127ZM222 126V127H221ZM243 126H248L247 128H244L243 129ZM252 126H254V127H252ZM41 127V128H40ZM107 127V126H106ZM105 127V128H106ZM144 130V131H142L141 133L139 132V130L141 131L142 129ZM192 127H194V128H192ZM203 127V128H202ZM219 127V128H218ZM249 127L253 130V131H251L250 129H249ZM32 128V129H31ZM35 128H37V129H35ZM80 128L82 129V134H85L86 136H88L89 134H87V133H89V132H87L86 133V131H87V126L85 125V124H83V122L81 123V125H80ZM84 128H86L85 130H84ZM104 128V130H106ZM137 128V129H136ZM140 128V129H139ZM159 128H161V130L162 131H166L165 133H164V135L166 134V136H168V137H166V136H162V132L160 131V129ZM168 128V129H167ZM188 128V129H187ZM196 128H197V130H196ZM204 128H205V130H204ZM212 128L216 131H214V130H212ZM219 129V130H216V129ZM253 128H255V129H253ZM257 128V129H256ZM3 129V130H2ZM40 129H42V130H40ZM55 129V128H54ZM109 129V128H108ZM183 129V130H182ZM185 129H187V130H185ZM202 130L203 132H201L200 133V131H199V135H200V137H197V136H199L198 135V130ZM221 129V130H220ZM226 130V133H224V131ZM240 129H242V132L240 131V133H239V130ZM5 130V131H4ZM33 130H35V131H33ZM40 130V131H39ZM137 130V131H136ZM157 130H159L160 131V134L159 135H161V138H160V136L157 134L156 135V132H159V131H157ZM178 130V131H177ZM188 130H190V131H188ZM209 130V129H208ZM223 130V131H222ZM243 130H246V131H244L243 132ZM247 130H250L251 132V134H249L250 136H248V133H249V131H247ZM255 130V131H254ZM2 131H4V133H5V135H4V133L2 132ZM33 131V132H32ZM106 131H108V130H106ZM182 131V132H181ZM192 131V132H191ZM263 133H262V132ZM17 132V131H16ZM16 132H12V133H16ZM36 133V136L38 135L39 136V138L38 137H36V136H34L35 135V133ZM39 132V133H38ZM168 132H169V135H167L168 134ZM187 132H188V134H187ZM219 134H218V133ZM223 132V133H222ZM248 132V133H247ZM252 132H254V133H252ZM256 132V133H255ZM261 134H260V133ZM20 134V132H17V134ZM28 133H33V138H32V136L30 137V135L28 134ZM147 133L149 134V136L147 135ZM216 134V136H215V134ZM235 135H241V134H243V135H245L246 137H249V138H246L245 136H235ZM257 133H259L260 134V137L262 138V141L260 140V137L259 136H257ZM17 134H16V137H17ZM28 134V136H26V135ZM43 134V135H42ZM54 134H55V136H54ZM61 134V135H60ZM176 134V135H175ZM182 134V135H181ZM196 134H197V136H196ZM208 134H209V132H208ZM221 134V135H220ZM224 134H227V136L226 135H224ZM247 134V135H246ZM258 134V135H259ZM13 135V134H12ZM41 135V136H40ZM187 135V136H186ZM188 135H189V137H188ZM191 135H194V138H193V141H191L190 139H192V138H190V136ZM222 135H224V136H226V138L228 139V138H231L233 135H234V138L236 137H238L239 139H234V138H232L233 140H232V142L229 140V142H231V143H229L228 141H227V139L224 137L223 138V136ZM230 135H231V137H230ZM254 135H255V137H258L257 139H254L255 137H254ZM15 136V134L13 135V137ZM22 136H26V137H22ZM43 136V137H42ZM67 136V135H66ZM65 136V140L67 139V138H69V137H66ZM74 136V137H73ZM76 136V137H75ZM152 136H154L155 138L156 137H159L160 138V140H162V141H160L158 138V140L157 139H155V138H151ZM174 136V138H172L173 139V142L174 143H171V140L172 139H170L171 137H173ZM181 136H182V138H181ZM214 136V137H213ZM220 136H222V137H220ZM19 137H20V139H19ZM23 139H22V138ZM29 137L30 138H32V141H29L30 139H29ZM165 139H164V138ZM185 137V138H184ZM187 137V138H186ZM193 137V136H192ZM195 137H197L198 139L200 138L201 140H199V141H195L196 139H195ZM202 137H203V134H202ZM240 137H242V138H240ZM243 137H245L246 139H245V141H246V145H248L249 144V142H253L254 140H255V142L257 141V140H260V142H257V143H253L254 145L253 146H251V143L248 145V147L249 146H251V149L250 150H246V145L244 144L245 143V141L243 140L244 138ZM250 137H252V138H250ZM25 138H27L28 139V141L26 142H24V140H25ZM42 138H44V139H46V140H43ZM55 138V139H54ZM61 139V143H60V139ZM81 138V139H80ZM150 140H149V139ZM169 140H168V139ZM220 138H222V139H220ZM4 139V140H3ZM7 139V140H6ZM14 141V144H12L10 141H12V140ZM59 139V141H58V143H60V144H58L57 146H56V144L54 143V140L55 141H57V140ZM167 139V140H166ZM181 139V140H180ZM195 139V140H194ZM197 139V140H198ZM207 139H208V141H207ZM5 140H6V143H5ZM8 140H9V142H8ZM22 140H23V142H22ZM38 141V142H35V141ZM42 140V142L40 143L39 141H41ZM164 140V141H163ZM165 140H166V143H164L165 142ZM220 140H222V142L220 141ZM249 140V142L247 143V141ZM253 140V141H252ZM12 141V142H13ZM18 141H21V144H23V143H25V144H28V147H26V149L24 150V148H25V144H23L24 146V148H23V150H21V148H19L18 147ZM35 143H34V142ZM52 141V142H51ZM80 141H82V142H80ZM88 141V142H87ZM91 141V140H90ZM143 142H145V139L144 140H142ZM156 141H157V143H156ZM176 141V142H175ZM180 143H179V142ZM185 142L184 144H183V142ZM189 141H191V142H189ZM195 141V142H194ZM207 142V145H206V142ZM225 141V142H224ZM239 141H240V143H239ZM242 141V142H241ZM69 142H70V144L72 143V145H73V143H75L76 144V142H77V144L76 145H78V144H80L81 145V147H80V145H78V146H76L75 144V148H76V151H75V148H73V146L71 145L70 146V148L72 149L73 148V150H70L69 151V149L70 148H68L67 149V147H69V146H67V145H65V144H68V145H70L69 144ZM149 142V143H150ZM162 142V143H161ZM167 142L169 143H171L172 145L173 144H176V145H173V147L174 146H176V148H179V147H177L178 145L180 146V148H179V151H178V149H177V151L178 152H176L175 150L173 151V152H175V153H179V152H182L183 150V152L181 153V155H183V157H182V159L184 160V161H186V157L188 158V157H190V159L191 158H193L194 160H190V159H187V161L189 162V161H191L192 163L190 164H188V165H192L193 164V167H194V163L195 162H198V160L200 159V160H202V162H204L205 161V164L204 163H202V165L204 166V169L203 168H199V167H201V166H199L200 165V163H199V165L198 164H196L197 166H199L198 168L195 166V168H193L192 166V168L190 169V171L192 172V174H193V176H192V174L190 175V171L189 172H187L188 170L187 169H189L190 167H188L187 166V161H186V165H185V167L187 166V169H185L186 170V172L190 175H188L187 174V180H184L183 181V179H186V177H184V178H182V174L180 175L181 177H179V180H181V178H182V182L183 183H185L186 181H187V184H186V188H185V190H187L188 189V194L187 195H185V196H187L188 198H186V200H184V201H186V204H185V202L183 203L184 205H182L181 204V202L179 203V204H181V206H179V204H178V207H177V203H175L174 202V200H175V197H173V198H171V199H169V201H168V198L170 197V196H168V195H172V193L171 194H168L167 196V199H166V201H164L165 200V198H164V193L162 194V192H160L162 195H163V200L161 199L162 198V195L160 196V195H155V196H152V194L154 193V192H157L158 194H159V190L160 191H164L165 189H161V182L163 183V185L165 186V183H164V181L165 180H167L166 181V183H167V185H169V186H172V184L170 185L169 183H176V182H179V181H176V180H178V176L176 177V179H175V175H179L178 173L176 174V173H174L175 171L176 172H178L179 170H183V172H184V175H186V173H185V170H184V168L182 167V168H180L179 167V165H178V163L177 162H173L174 163V165L176 166V170H175V167H174V165L171 163L170 165H169V159H168V154H169V149L171 148H169L168 150H167V147L166 146H164L165 144L167 145V146H169L170 144H167ZM187 142V143H186ZM199 144H197V143ZM210 142V143H209ZM227 142V144H229V145H231V147L229 146H227V144L225 145V143ZM33 143H34V145H36L37 147L39 146V148H37L36 146H34L33 145ZM37 143H40V145L39 144H37ZM63 143H65V144H63ZM85 143H87V145L84 144ZM213 143H214V145H213ZM235 143V144H234ZM237 143V144H236ZM238 143H239V145H238ZM42 144L44 145H46L47 144V146H50L51 148H49V147H47V146H45V148H44V150H43V148H40V146L42 147ZM53 144V146H51ZM158 144V145H157ZM162 144V145H161ZM183 144V145H182ZM187 144V145H186ZM208 144H212V147H214L213 149H212V147L211 146H209ZM15 145L18 147V149L16 150V149H14V147H15ZM66 146V148H65V150H63L64 149V146ZM160 145V146H159ZM171 145V146H172ZM204 146V147H206L207 146V148H204V147H202V149H200L201 148V146ZM206 145V146H205ZM216 145V146H215ZM14 146V147H13ZM85 146H87V148H85ZM152 146V147H151ZM158 146V147H157ZM163 146H164V148H163ZM197 148H196V147ZM200 146V147H199ZM218 146L219 147H221L222 149L223 148H226L225 149V152H224V150H223V152L221 151L222 149H220V148H218ZM225 146V147H224ZM238 148H237V147ZM13 147V148H12ZM17 147H15V148H17ZM36 147V148H35ZM44 147V146H43ZM54 147V148H53ZM80 147V148H79ZM130 147V148H129ZM146 147H151V149H150V151H151V153H150V151H149V149L148 148H146ZM173 147L171 148V150H173ZM210 147H211V149H210ZM215 147H216V150H215ZM233 147H235V148H233ZM243 148V147H245L244 148V151H243V154H241L240 152H242L241 150H243V149H239V148ZM10 148H12L13 150L11 151L10 150ZM35 148V149H34ZM63 148V149H62ZM87 149V150H85V149ZM126 148H129V149H126V152H127V154H129L128 156H130L131 155V153H130V149H131V145H126ZM159 148V149H158ZM175 148V149H176ZM198 148H199V150H201V154H200V151L198 150ZM233 149V152L231 151L232 149ZM46 149V150H45ZM54 149V150H53ZM152 149H154V150H152ZM161 149V150H160ZM164 149V150H163ZM180 149H181V151H180ZM189 149V152L191 153V156H187V154L186 153H188V151H185V150H188ZM198 150V151H196V153L197 152H199V154L200 155H198V156H200L201 158H199L198 156H197V154L194 152V151H192V150ZM220 150V152L222 153V155L224 156L225 154L226 155H229V157H230V155L232 156V157H230V159L231 158H233V155L232 154H230V152L231 153H233L234 155H236L237 156V154H238V156H237V158H238V160H237V158L235 157L234 159H235V161L237 160L238 161V164H237V167H238V171H239V173H240V170L245 166V165H247V168H246V166H245V168H243L242 169V171H244L243 173H242V175L244 174V176L246 175V173L249 175L250 174V172L252 173V174H250V176H251V178L249 177V179L248 178H246L245 179V177H243L242 175H241V173H240V175H239V173L236 171L237 169H235V170H233V168H235V167H233L232 168V166L235 164L236 165V162L234 163V162H232V163H230V164H232V165H230L229 163L227 164V166H226V163L224 164L225 166H226V168H224L223 166V164L222 165H220L221 163H224V162H229V161H232V160H229V158H227L226 156H224V157H226V159H228V160H226L225 159V161L223 160L224 158L222 157V155H221V153L220 152H218V150ZM240 151V152H237L238 150ZM249 149V148H248ZM3 150V151H2ZM85 150V151H84ZM147 150V151H146ZM170 150V151H171ZM191 150V151H190ZM205 150V151H204ZM214 150V152H212ZM22 151H26V152H23V153H21ZM68 151H69V154H68ZM146 151V152H145ZM158 151H160V153H162L161 151H163V152H165V153H167L166 151H168V154H166L165 155V153H162V154H160ZM203 151L204 152H206L205 154H203V155H205V156H203L202 155V153H203ZM234 151H236L237 152V154H236V152L234 153ZM65 152H66V154H65ZM86 152V153H85ZM147 152H149L150 154H148V155H150L151 156V158H152V160L153 161H155L156 162V160L155 159H157L156 157H160V156H163V154L165 155V156H163L164 157V161L167 163V167H168V170L166 171L164 168H167L166 167V163L162 160V158H161V160L159 159H157V162H158V166H162L163 167V165H165L162 169H164L165 170V172L167 173V175H166V173H165V175H163V177L161 176V178L163 179V181H161V180H159L160 178L158 177V173H157V168H156V166H157V163H152V161H151V159H150V157L148 158V156H147V158L146 159H142V158H145L146 157V154H147ZM154 152V153H153ZM207 152H209V153H211L212 154V156L210 155V154H208L209 156H211V157H209L208 155L206 156V154H207ZM216 152V153H215ZM227 152H229V153H227ZM9 153V154H10ZM13 153V152H12ZM11 153V154H12ZM62 153H63V155H62ZM79 153V154H78ZM82 155H81V154ZM155 153H157V154H155ZM183 153H185V154H183ZM192 153H194L193 155H192ZM218 154L217 155V159H219V155H221V158L219 159V160H217L218 161V164H215V166H214V163H217V161H215L216 160V158L214 157V155L215 154ZM2 154V155H1ZM65 154V155H64ZM75 154V155H74ZM160 154V156H157V155H159ZM171 154V155H170ZM170 156L169 157H171L172 156V151L170 152ZM196 154V159L193 157L194 155ZM239 154H241V155H239ZM247 155V157L246 158H244L242 155ZM71 155V156H70ZM80 155H81V157H80ZM39 156V158H37ZM63 156V157H62ZM84 156V157H83ZM137 156H138V158L140 159H138L137 158ZM143 156V157H142ZM153 156L155 157L154 159H153ZM203 156V157H202ZM216 156V155H215ZM219 156V157H218ZM240 156H242V157H240ZM29 157V156H28ZM28 157H26V159H28ZM36 157V158H35ZM141 157V158H140ZM206 157H208V159H206ZM3 159H4V157H2ZM2 158H0V159H2ZM35 158V159H34ZM80 158V161L78 160ZM84 158V159H83ZM213 159V162H211L212 161V159ZM223 158V159H222ZM240 158H241V160H240ZM245 159V161H244V159ZM3 159L2 160H0V168H2V169H0L1 171H0V176H6L7 178H4L6 181H4L3 180V178H1V180H0V183H3V184H5L6 183V188H9L10 190H12V187H13V189H14V186H15V183H17L18 184V180H17V182H15V178H13V177H15L16 176V178H17V171H18V167H17V165L16 166H14L13 168H12V166H11V168L13 169V171L15 172H13L12 170V172L11 171H9V170H7V169H11V168H9L6 164H5V161H3ZM21 161H20V160ZM37 159V160H36ZM86 159V160H85ZM132 159V160H131ZM136 159H138L139 161H137ZM150 159V160H149ZM211 159V160H210ZM243 159V160H242ZM17 160H18V162H17ZM41 161V163H42V165L40 164V166H42V168L44 169V171H40V170H43V169H40V170H38L37 171V167L39 166V163H38V161ZM85 160V161H84ZM148 160V161H147ZM195 160H197V161H195ZM42 161H44V162H42ZM131 161V162H130ZM15 162V163H14ZM35 162V163H34ZM65 162V163H64ZM242 163V165H243V162L245 163L244 164V166L243 167H241V166H239V163ZM38 163V164H37ZM45 163V164H44ZM48 163V164H47ZM58 163V164H57ZM150 163H152V165L150 166ZM164 163V164H163ZM206 163H208L207 165H206ZM220 163V164H219ZM240 163V164H241ZM33 166H32V165ZM156 164V165H155ZM30 165H31V168H30ZM48 165V166H47ZM55 165L57 166L56 168H55ZM67 165H68V167H67ZM217 165H219V166H217ZM262 165V168L260 167ZM45 166V167H44ZM46 166H47V168H46ZM53 166H54V168H53ZM62 166H64V167H62ZM73 166V167H72ZM153 166H155V168L153 167ZM210 166H213V167H217V168H219V169H216V168H213L212 167V169H211V167ZM221 166H222V172H223V174H221L220 172V170H221ZM248 166L250 167V166H252V167H254V170H255V168H257V166H259L260 168H258V169H256V171H258L259 169L261 170H259L260 172H262V173H259V171L257 172V173H259L260 175H262V176H258L259 174H255V176H254V173H256L254 170H253V168H251L250 167V169H248ZM5 167H7V169L5 168ZM16 167H17V169H16ZM205 167H207V168H205ZM236 167V168H237ZM45 168L46 169H48V170H45ZM49 168H53V170H51V169H49ZM68 168V169H67ZM73 168V169H72ZM156 170V172H154V169ZM173 168V169H172ZM4 169V170H3ZM15 169V170H14ZM55 169V170H54ZM177 169H178V171H177ZM198 169H200V171L198 170ZM208 169H210L209 170V172H208ZM216 169V170H215ZM254 171H252V170ZM36 170V171H35ZM68 170V171H67ZM76 170V171H75ZM144 170V169H143ZM171 172H170V171ZM172 170H173V172H172ZM194 170V171H193ZM204 170V171H203ZM206 170H207V173H206ZM214 170H215V173H214ZM246 170V171H245ZM5 172V173H3V172ZM53 171H55L57 174L55 175L56 177H55V179H54V174H55V172H53ZM169 171V172H168ZM203 171V172H202ZM212 171V172H211ZM234 171H236L235 173H233ZM249 171V172H248ZM9 172V173H8ZM53 172V173H52ZM146 172V173H147ZM150 172H154V173H157L156 174V177L153 175V177H155V178H159V179H157V180H159L160 182H159V185H158V182H157V180L156 181H154L153 180V177H152V174H154V173H150ZM164 172V171H163ZM199 172H202V173H199ZM211 172V173H210ZM48 173V172H47ZM60 173V174H61ZM168 173H173L171 176H173L172 178H168L167 176H170V174H168ZM203 173H206L205 175L203 174ZM213 173V174H212ZM224 173H226L225 175H224ZM230 174L229 175V177L231 176H235L234 174H236L237 176L236 177H232L233 179V181L232 180H228L229 178H228V174ZM4 174V175H3ZM15 174V176H13ZM66 174H68V173H66ZM75 174V175H74ZM200 174H203L202 176L200 175ZM215 174V175H214ZM10 175H12L11 176V178L9 177ZM53 175V176H52ZM58 175H59V177H58ZM65 175V174H64ZM140 175H142L143 176V178H141L140 177ZM151 175V176H150ZM196 175H199V176H201L200 178L202 179V180H199V176L198 177H196ZM214 175V176H213ZM218 175V176H217ZM227 175V176H226ZM253 175V176H252ZM44 176V175H43ZM68 176H70V175H68ZM74 176L76 177V179H74L73 180V178H74ZM150 176V177H149ZM160 176V175H159ZM167 177V179L165 178V177ZM191 176H192V178H191ZM206 176V177H205ZM214 177L213 179H215V176H216V179L215 180H213L212 181V179H211V181H207V182H205V181H203V180H206V178H207V180H210V178L211 177ZM227 177L226 178V180H225V178L223 179V177ZM239 176V180L237 179V177ZM241 176V177H240ZM40 177H42V179L40 178ZM189 177L191 178V179H193V178H195L196 179V181H195V179H193V181L192 180H190L189 181ZM217 177L219 178V179H217ZM222 177V178H221ZM231 177H230V179H231ZM243 177V178H242ZM247 177V176H246ZM257 179V180H255V178ZM13 178V179H12ZM56 178H58L57 179V181H55L56 180ZM69 178V177H68ZM138 178H140V179H138ZM147 178H148V180H147ZM242 178V179H241ZM252 178H254V179H252ZM262 178V179H261ZM138 179V180H137ZM173 181H172V180ZM175 179V180H174ZM198 179V180H197ZM221 179V180H220ZM225 180V182H222L223 180ZM240 179L242 180V181H240ZM245 179V180H244ZM250 179H251V181H255V182H258V181H260L261 183L260 184H258L257 183V185L256 184H253V186L251 185V181H250ZM14 181V186L12 185V182ZM30 180V179H29ZM169 180H171V182H169ZM216 180H218V181H220V182H218V183H216ZM228 180V181H227ZM236 182H235V181ZM238 180V181H237ZM247 180H248V182H247ZM61 181V180H60ZM64 181V182H63ZM70 181V182H71ZM87 181L89 182H91V187H89V188H91V189H88V190H86V188L88 187L87 185L88 184H90V182L87 184ZM176 181V182H175ZM195 181V182H194ZM200 183H199V182ZM215 181V182H214ZM227 181V182H226ZM230 181H231V184L233 183L234 185L232 186L231 184H230ZM253 181V182H254ZM40 182V183H39ZM56 182V183H55ZM58 182V183H57ZM73 182V183H74ZM189 182V183H188ZM192 182H194V183H192ZM196 182L197 183H199V185L198 184H196ZM210 182H212V184H210ZM239 182V183H238ZM244 182H246V184L244 183ZM251 182V183H250ZM31 183V182H30ZM50 183H51V185H50ZM73 183L71 184L72 186H73ZM139 183V184H138ZM154 183V184H153ZM181 183V182H180ZM224 183V184H223ZM225 183H227V184H229L228 186H230V187H228V186H226L227 184H225ZM237 183V184H236ZM249 183V186L251 185V187L254 189V186L256 185V186H258V187H256L255 189H257L258 191H256L255 189H254V191L256 192V194H253V193H255V192H253V190H252V188H250L249 186H248V188L246 187L247 186V184ZM9 184V185H8ZM37 184H41L42 186L44 185L45 187L43 188V187H41V189L40 190H38L40 187H38L37 186ZM49 184V186L51 187L52 186V184L54 185V187H52V188H54L53 190H54V192H55V195H54V192L52 191V188H47L46 187V185H48ZM57 184H59L58 186L61 188L63 185L65 186L64 187V190L65 189H67V190H65V191H67V192H65V193H63L64 191L62 190V189H60L58 186H56ZM67 184V183H66ZM79 184H84V185H86V187L84 186V185H82V186H80ZM99 184H100V186H99ZM151 184H153V185H151ZM177 184V183H176ZM176 184H174V186H176ZM189 184V185H188ZM216 185V187L215 188H213V186H215ZM220 184H222V185H220ZM240 184V185H239ZM19 185V184H18ZM17 185V187H19ZM70 185V184H69ZM139 185H142V188L143 187H145V189H142ZM167 185L165 186V187H167ZM201 185H204L203 186V188H201L200 189V187L199 186H201ZM208 185V186H207ZM212 185V186H211ZM235 185H238L237 186V188L239 189V190H236L237 188H236V186ZM243 185H244V187H243ZM1 187L3 186V185H0ZM21 186V185H20ZM36 186H37V188H36ZM85 188H84V187ZM138 186V187H137ZM163 186V187H164ZM187 186H188V188H187ZM207 186V187H206ZM211 186V187H210ZM221 186H223L221 189H220V187ZM235 186V187H234ZM264 185H262V187H263ZM17 187H15V189L17 188ZM58 187V188H57ZM78 187V188H77ZM173 187V186H172ZM206 187V189H207V196H206V194H205V192H206V190L204 189ZM231 187L233 188V190L231 189ZM240 187V188H239ZM22 188V186L20 187V189ZM43 188V189H42ZM45 188H47V190H51L52 191V193H53V195H51V196H54V199H53V197H51V199H53L54 200V203L52 204V200L51 199H49V195L50 194H47L46 195V192H45V194L43 193L44 192V190H45ZM63 188V187H62ZM70 188V187H69ZM81 188H84L83 190L81 189ZM151 188V189H150ZM153 188H154V190H153ZM160 188V189H159ZM192 188V189H191ZM197 188V189H196ZM227 188V189H226ZM244 188V189H243ZM245 188H247V190L245 189ZM249 188H250V191L252 190V194H253V196H258V197H253V198H251L250 197V195L251 194H249L250 193V191H249ZM259 188H261V186L259 187ZM14 189V190H15ZM19 189V188H18ZM19 189V190H20ZM59 189V190H58ZM72 189H73V187H72ZM77 189V190H76ZM170 189H172V188H169L168 187V191H167V188H166V190L165 191H167V192H171V191H169ZM200 190V192H201V190H202V192L204 191V193H203V196L205 195L206 197H207V199L208 200H210V201H212V203H214V201L216 200V202H215V204L217 205V207H216V205H213V204H211V202L210 203H208V201H207V199H205V198H203V196H202V194L200 195L199 193H198V191ZM213 189V190H212ZM218 189V190H217ZM226 189V190H225ZM230 189H231V191H230ZM234 189H235V191H234ZM240 189H241V191L242 190H244L245 192H247L248 193V191H249V196L248 195H244L243 194V192H242V194L245 196V197H243V195L241 194V192H240ZM14 190H12V193H14L13 191ZM58 190V191H57ZM79 190H81L80 192H79ZM90 190V194L88 193V191ZM143 190H144V193L145 194H143L142 192H143ZM193 190H196V191H193ZM198 190V191H197ZM215 190H217V191H215ZM51 191H49L50 193H51ZM63 191V192H62ZM86 191V192H85ZM152 191H154V192H152ZM229 191H230V193H232V191H233V193L231 194L232 195V197L231 196H228V197H226L228 194H229ZM238 191V192H237ZM57 192V193H56ZM58 192H59V194H58ZM63 193V194H66V195H68V194H70V195H72V196H70L69 195V197H71L70 199H71V201H69V203L71 204V205H69V206H67L68 205V202H67V199L69 198L68 196L67 197H65L66 198V200H64L65 198L63 197V195L62 194H60V193ZM91 192H94V194H91ZM100 192H103V193H100ZM107 192H108V194H107ZM149 192H152V193H150L149 194ZM167 192H165V195L167 194ZM197 192V193H196ZM201 192V193H202ZM219 192V193H218ZM221 192H222V194L223 195H221ZM226 192H228V193H226ZM244 192V193H245ZM15 193H17V191H15ZM72 193V194H71ZM226 193V194H225ZM246 193V194H247ZM260 195V193L262 194V195H258V194ZM82 194V195H81ZM150 196H149V195ZM197 194V195H196ZM216 194V195H215ZM26 195H28V197L26 196ZM42 195H44L43 197H42ZM58 195V196H57ZM88 195V196H87ZM143 195V196H142ZM154 195V194H153ZM196 195V196H195ZM234 195V196H233ZM237 195H239L238 197H236ZM60 196V197H59ZM77 196H75L74 195V197H77ZM185 196H183V199L185 198ZM208 196H209V198H208ZM217 196H222L221 198H219V197H217ZM225 196V198H223ZM243 197L244 199L243 200H239V199H241V197ZM250 197L249 198V200L247 199L248 197ZM24 197H26V198H28V199H26V198H24ZM41 197H42V199H41ZM58 197V200H57V202H56V198ZM150 197V198H149ZM155 197V198H154ZM195 197V198H194ZM197 197V198H196ZM201 197V198H200ZM247 197V198H246ZM261 197V198H260ZM44 198V199H43ZM46 198H48L49 199V202L46 200ZM61 198V199H60ZM89 198H91L90 200H89ZM177 198V197H176ZM194 198V199H193ZM223 198V199H222ZM228 200H227V199ZM43 200V201H41V200ZM80 199H82V200H80ZM161 199V200H160ZM196 199H201V200H203V201H201V200H198L197 202H199L200 201V203H197L196 202ZM204 199H205V202L207 203V204H205V202H204ZM225 199V200H224ZM252 199V200H251ZM31 200V201H30ZM51 200V201H50ZM60 200V201H59ZM75 200H76V198H75ZM86 200H88V202L86 201ZM150 202H149V201ZM154 200H158V201H156V203H155V201ZM161 202H160V201ZM172 200V201H171ZM188 200V201H187ZM190 200H195V202H196V204L194 203V202H189ZM224 200V201H223ZM232 200V201H231ZM233 200H234V202L236 203H234L233 202ZM251 200V201H250ZM34 201V202H33ZM44 204L45 203V205L43 206V204L41 205V202ZM48 202V203H46V202ZM171 201V202H170ZM231 201V202H230ZM243 201H247L246 203L247 204H251V206H252V204H253V209L250 207V205H248L247 206V204L245 205V204H243L244 202ZM258 201V202H257ZM262 201H260V203L262 202ZM61 202H63V203H61ZM165 202V203H164ZM170 202V203H169ZM183 202V201H182ZM201 202H203V205L205 206H203V208H202V203ZM249 202V203H248ZM254 202V203H253ZM30 203V204H29ZM36 203V204H35ZM38 203L41 205V207H40V205H38ZM155 203V204H154ZM158 203H160V204H158ZM256 203V204H255ZM3 204V203H2ZM35 205V208H37V209H39V211H41V212H43L44 210H46L45 212H43V213H41L40 215H41V217L39 216V214H38V216H37V212L39 213V211L37 210V212L35 213V211H34V214H35V216H34V214H31L32 212L31 211H33V208L34 207H32V210L31 209H29V207L30 206H32V205ZM46 204H48V205H46ZM56 204H60V205H56ZM76 204V205H75ZM167 204V205H166ZM172 204H173V206H172ZM176 204V205H175ZM190 204H195L194 205V207L192 206V205H190ZM199 204H200V206H199ZM230 206V204H231V207H232V205H236L237 207V209H236V211H238L237 213L236 212H233V210H235V208L234 209H232V208H228L227 206ZM240 204H242L241 206H243V207H241V210H239L240 209ZM264 204V203H263ZM262 204V205H263ZM30 205V206H29ZM37 205H38V207H37ZM148 205H150L149 206V209L150 210H152V211H150V212H145L144 210H146V206L148 207ZM188 205V206H187ZM198 205V206H197ZM211 205H213V206H215L214 207V209L215 210H212L211 208H210V206ZM258 205H259V203H258ZM262 205H260L261 207H262V209H264V207L262 206ZM49 207L48 209H50L51 211H52V214L53 213H55V214H53L52 216H49L48 218H49V220L48 219H46L47 218V214H49L48 212H50V214H51V211L49 210L48 212H47V208L46 207ZM75 206H77L78 208L76 209L75 208ZM90 206H91V208H90ZM96 206V207H95ZM165 206V207H164ZM168 206V207H167ZM188 207V208H186V207ZM190 206H192V208L190 207ZM212 206V207H213ZM239 206V207H238ZM247 208H246V207ZM43 207V208H42ZM45 207V208H44ZM59 207H61V210L62 211H60V208ZM102 208V210H98V209H101ZM175 207V208H174ZM208 207V208H207ZM259 207V208H258ZM3 208V205H1V203H0V209H2ZM31 208V207H30ZM74 208L76 209L75 211H74ZM90 208V209H89ZM152 208V209H151ZM165 208V209H164ZM181 209V210H178V209ZM183 208V209H182ZM193 208H195V210L193 209ZM198 210H197V209ZM82 209V210H83ZM96 209V210H95ZM149 209H147V211L149 210ZM173 209V210H172ZM177 209V210H176ZM189 210V214L193 217V218H191L190 216H189V214L187 213V212H184V211H186V210ZM201 209V210H200ZM203 209L205 210L204 212H203ZM221 209H222V211H221ZM253 210L252 212H250V210ZM65 210H66V212H65ZM104 210H106V211H104ZM212 210V212H211V216L207 213L208 211L210 212ZM217 210V211H216ZM219 210L221 211V212H219ZM227 210H229V211H227ZM231 210V211H230ZM246 210H247V212L249 213H247L246 212ZM254 210H256V212L254 213ZM259 210H261V212L259 213ZM72 211H74V212H72ZM81 211V210H80ZM99 211H101L100 213H98ZM181 211L183 212L182 214H183V216H184V214L185 215H187L186 217L187 218H189L188 220H187V218L186 219H184V218H182L183 216H181L180 214H181ZM193 211H195L196 213H197V211H198V216H200V215H202L203 217H204V219H206V221H204V220H202V223H203V226H202V229L203 230H200V231H203V234H205L206 233V235L205 236H210V237H212V239L211 240H209V238L207 237L206 239V242H205V236H203V234H200L199 232H198V230L201 228V226H200V228H198V230H193L192 231V229H194L195 227L193 226V225H195L194 223H198L200 220V218H201V216H200V218H198L197 219V215H195L196 213L195 212H193ZM200 211H202L205 215H203V214H201L202 212H200ZM226 211H227V213H226ZM91 212V213H90ZM193 212V213H192ZM213 212L215 213V214H213ZM218 212V213H217ZM47 213V214H46ZM80 214H81V212H79ZM107 213H108V215H107ZM149 213H150V215H149ZM220 213H221V215H220ZM223 213V214H222ZM227 214V216L228 215H230V213L232 214V215H235V213H236V216L235 217H230V216H226V214ZM234 213V214H233ZM242 213V214H241ZM29 214H31V218H30V216H29ZM46 214V215H45ZM73 214V215H72ZM144 214H146L145 216H144ZM179 214V215H178ZM238 214H241V215H239L238 216ZM258 216H256V215ZM261 214V215H260ZM43 215H45L44 217H43ZM95 215V214H94ZM110 215V216H109ZM219 215V216H218ZM223 215H225V216H223ZM255 215V216H254ZM260 215V216H259ZM28 216V217H27ZM73 216V217H72ZM179 216H181V220H180V217ZM195 216V217H194ZM209 216V217H208ZM214 216H216V217H214ZM221 216V218H219ZM241 216V217H240ZM243 216V217H242ZM263 216V217H262ZM27 217V218H26ZM37 217V218H36ZM39 217H40V219H39ZM46 217V218H45ZM52 217V218H51ZM87 218V221H86V218ZM185 217V216H184ZM203 217L201 218V219H203ZM213 218L214 217V219L213 220H211V222H213L214 220H215V218L217 219V221L215 222H213V223H215V225L219 222V220H221V222L222 223H218V225L220 226V227H222V228H220L219 227V229H218V227L217 226H215L213 223H212V225H214V228L212 227V225H210L211 224V222H210V219L211 218ZM224 217V218H223ZM227 219H226V218ZM238 217V218H237ZM256 219H255V218ZM260 217H262V220H263V222H262V220H260L259 218ZM25 218H26V220H25ZM51 218V219H50ZM54 218V219H53ZM67 218L69 219V220H67ZM108 220H107V219ZM112 218H113V220H112ZM115 218V219H114ZM118 218H120L119 220H118ZM149 218H151V219H149ZM196 218V219H195ZM233 218H237V219H233ZM251 218V219H250ZM23 219L25 220V221H23ZM40 221H39V220ZM75 219H74V221H75ZM76 219V221L78 222V224L77 223H73L71 220V222H69V224L71 223V225H70V227H69V224H66L65 223V225H66V228H67V230H68V228H69V231H70V233L68 234V237L70 236V238H74L75 240L76 239H78V237L79 236H81V235H84V234H82L81 232L79 233V235L76 233V232H79V231H82L84 228L82 227L81 228V222L80 221H78V220H80V219H78L77 220ZM84 219H85V221H84ZM102 219V218H101ZM117 219V220H116ZM146 220L147 222H150V225H148L147 223H146V221H143V220ZM192 219H193V222H192ZM241 219V220H240ZM249 219V220H248ZM252 219H255V220H257V222L256 223H259V225L258 226H255V229H254V226H253V229H252V222L253 221H255V220H252ZM43 220V221H42ZM115 220H116V222H115ZM143 222H142V221ZM149 220V221H148ZM195 220H197V222H195ZM223 220H225V221H223ZM232 220H233V222H232ZM120 221V223H118ZM121 221L122 222H125V224L126 225H124V227L122 226V225H120V224H122L121 223ZM142 223H141V222ZM207 221H208V223H207ZM238 221H240L241 223H238ZM259 221V222H258ZM51 222L53 223L52 225H50L51 224ZM80 222V223H79ZM114 222H115V224H114ZM145 222V223H144ZM189 222H192L191 223V225L193 226V228H192V226L190 225V223ZM201 222V221H200ZM251 222V223H250ZM85 223V224H84ZM101 223V224H100ZM139 223V224H138ZM201 223V224H202ZM210 223V224H209ZM226 223V224H225ZM231 223V224H230ZM233 223V224H232ZM243 223V224H242ZM73 224V225H72ZM93 226H95L96 228H95V231H93V229H92V225ZM99 224H100V226L102 227V228H99ZM144 224V225H143ZM200 224V223H199ZM199 224L197 225V227L199 226ZM207 224H209V225H207L208 227V229L206 228V225ZM223 224H224V227H228L229 228V225H236V224H238V225H236L235 227L237 228V229H239V230H237V232L238 231H240V227L242 228V225H243V229L244 230H242L241 229V231H243L242 233H243V235H240L239 234V232H238V234H239V236H238V234H237V232L235 231V227H231L230 226V229L232 230V232H229V230H228V228L226 229L227 231H228V233H229V235H228V233H227V231L225 230V229H223L224 227H223ZM255 224V223H254ZM253 224V225H254ZM58 225V226H57ZM54 228H53V230H55V231H57L58 233H61V232H64V231H67V230H65V229H63L64 231H62L61 229V232L60 231H58V229L59 228H62L61 226H59L60 224H57ZM65 225H64V227H65ZM68 225V226H67ZM77 225V226H76ZM85 225V226H84ZM98 225V226H97ZM118 225H119V227L120 226H122L123 228H130V232H128V230H129V228L128 229H123V228H120V230L121 231H118V233L120 234H118L117 233V235L115 234L116 233V231L119 229L118 228ZM141 226V228H140V226ZM145 226L144 228H143V226ZM205 225V226H204ZM240 225V226H239ZM256 225V224H255ZM52 226V227H51ZM76 226V227H75ZM80 226V227H79ZM114 226H116L117 227V229L114 227ZM149 227V229H148V227ZM161 226V227H160ZM210 226V227H209ZM262 226V227H261ZM57 227H58V229H57ZM71 227H73V228H71ZM91 227V228H90ZM97 227L99 228V229H101L102 230V233L100 232L101 230H99V229H97ZM115 228L116 230L114 231H112V228ZM146 227H147V229H148V232H146L147 231V229H146ZM203 227H205V229L203 228ZM261 227V228H260ZM48 228V229H47ZM51 230H50V229ZM80 228V229H79ZM105 228V227H104ZM113 228V229H114ZM132 228V229H131ZM160 228L162 229L161 230V232H162V234H160ZM210 228V229H209ZM217 229L216 231L218 232V234H215L214 235V230L213 229ZM249 228V229H248ZM71 229H73L72 231H71ZM75 229V230H74ZM87 229H84V231H82V232H86L85 230H87ZM92 229V230H91ZM122 229H123V231H122ZM150 229H152L151 231H150ZM159 229V230H158ZM220 229L221 230H223V232L222 231H220ZM234 229V230H233ZM262 229V230H261ZM108 230V232H109V230H110V232H109V234L107 233L106 234V231ZM132 230H136V231H139V233H140V236H138L135 232H133ZM219 230V231H218ZM224 230L226 231L225 233L227 234V236H226V234L224 233ZM257 230H261L260 232H262V233H259V231H258V233L256 232ZM75 231V233L73 234V236H72V234L71 233H73ZM97 231V232H98ZM105 233H104V232ZM112 231V232H111ZM154 231H156V232H154ZM206 231V232H205ZM214 231V232H213ZM234 231L236 232V234L234 233ZM244 231L247 233V234H249V236L248 235H246V233H245V235H244ZM57 232H54L53 234L55 235V233H56V235H57ZM93 234H92V233ZM95 233V234H98V233ZM120 232H122V234L120 233ZM128 232V233H127ZM142 232V233H141ZM163 232H164V234H163ZM217 232H215V233H217ZM220 232H222V233H224L223 235H225L226 237H227V239H226V237H225V240H227V244L225 245V243H223L224 241L222 240V239H224V237L222 236H220V238H218L219 237V235L220 234H222V233H220ZM256 232V233H255ZM128 235H127V234ZM131 233V234H130ZM156 233H158V234H156ZM199 233V234H198ZM202 233V232H201ZM211 233H213V235L211 234ZM220 233V234H219ZM230 233H232L231 234V236H233L234 238H236L235 240L236 241H238L237 242V245L236 244H234V243H236V241L234 242V238L233 237H231L230 236ZM236 235V236H234V234ZM251 233V234H250ZM75 234L77 235L76 237H75ZM81 234V235H80ZM133 234H135V235H133ZM144 234V235H143ZM151 234V235H150ZM258 234H260V236L258 235ZM55 235V236H56ZM88 234L87 235H85V236H83V237H85L84 239L85 240H90L91 242H89V243H91V244H89L88 242V244L89 245H91V246H93V247H91V246H89L87 243H85V244H87L88 245V247L87 248H91V249H93L94 247L96 248V246H95V244L94 243H96V242H94L91 238H90V236H89ZM94 235V236H93ZM118 235H119V237L122 235V237H118ZM133 235V236H132ZM148 235H150V238H152L153 240H155V241H151V239L150 238H148L149 236ZM154 235V236H153ZM218 235V236H217ZM262 235H263V237H262ZM87 236H89L88 238H87ZM100 236V237H101ZM152 236V237H151ZM167 236V237H166ZM215 236H216V238H215ZM237 236L239 237L238 238V240H237ZM240 236H242V237H240ZM245 236V237H244ZM252 236V237H251ZM52 237H54V236H52ZM94 237V238H93ZM101 237V238H102ZM108 237V238H107ZM135 237V238H134ZM141 238V240H140V238ZM156 237H158V238H156ZM229 237H230V239H229ZM244 237V238H243ZM259 237V238H258ZM79 238H81L82 240H83V238H82V236L81 237H79ZM105 238V239H104ZM136 238H138V241H140V242H138L137 241V239ZM156 238V239H155ZM231 238L233 239V241H230L231 240ZM250 238H252V239H250ZM255 238H257V239H255ZM81 239H79V240H77V241H80L81 242ZM115 239V241L117 242V240ZM129 239V240H128ZM145 239H147L146 240V242H145ZM148 239L150 240V242H151V244H153V245H151V246H149V244H148ZM203 239H204V242H203V244H202V241H203ZM221 239V240H220ZM244 239V240H243ZM261 241V243H260V241ZM261 239H263V240H261ZM123 240V241H124ZM257 240V241H256ZM84 241V240H83ZM123 241H121V242H123ZM143 241V242H142ZM241 241V242H240ZM105 242V241H104ZM152 242H154V243H152ZM244 243V244H240V243ZM254 242H258V243H256L258 246H256L255 247V244H254ZM106 244H108V245H111V244H109V243H107V241L105 242ZM118 243V242H117ZM133 243V244H132ZM135 243H137V244H135ZM141 243H145L144 245L145 246H143V244L141 245ZM179 243V244H178ZM186 244L185 245V247H186V249H185V251H184V249H182L181 248V246L182 245H180V244ZM205 243H207V244H205ZM217 243V244H218ZM230 243H232V244H230ZM250 243V244H249ZM76 244H79V243H76ZM81 244V243H80ZM84 244V245H85ZM94 244V245H93ZM121 244V243H120ZM126 244H128V243H126ZM140 245V246H136V245ZM188 244V245H187ZM205 244V245H204ZM216 244V243H215ZM239 244V245H238ZM245 244H247V245H245ZM252 244V245H251ZM263 244V245H262ZM86 245V246H87ZM125 245V244H124ZM136 247H135V246ZM229 245V246H228ZM143 246V247H142ZM170 246V245H169ZM179 246V247H178ZM184 246V245H183ZM182 246V247H183ZM203 246V247H202ZM239 246H241L242 248H239ZM246 246V247H245ZM247 246H249V249L250 248H252V249H250V252H249V250L247 249L248 247ZM102 247V246H101ZM105 247V246H104ZM140 247L142 248V249H140ZM243 247H245V248H243ZM258 247V248H257ZM94 248V249H95ZM96 248V249H97ZM144 248V249H143ZM207 248H208V246H207ZM240 249V251H238L239 249ZM95 249V251H97ZM115 249V248H114ZM138 249V250H137ZM149 249V250H148ZM155 249V248H154ZM243 249H245V250H247V251H245V250H243ZM115 250H117V249H115ZM145 252H144V251ZM172 250H175V251H172ZM181 250V251H180ZM202 250V251H201ZM142 251H143V253H142ZM155 251H157V252H155ZM164 251V250H163ZM169 251H171V252H169ZM180 251V252H179ZM206 251V252H205ZM243 251L245 252V253H243ZM153 252V253H152ZM162 252V251H161ZM190 252H192V254L190 253ZM201 253L200 255H203V256H201V257H199V258H201L200 260H199V258H198V260H196V258L198 257V255H197V253ZM205 252V253H204ZM227 252H229V253H227ZM237 252V253H236ZM239 252V253H238ZM252 252V253H251ZM146 253V254H145ZM149 253H151V254H149ZM177 253V254H176ZM196 253V254H195ZM247 253V254H248ZM119 254H120V252H119ZM131 254V255H130ZM182 254H185V255H183L185 258H182V257H180V256H182ZM207 254V255H206ZM224 254V255H225ZM237 254V255H236ZM240 254V255H239ZM243 254V255H242ZM146 255V256H147ZM192 255H194V256H192ZM196 255H197V257H196ZM199 255V256H200ZM127 256V255H126ZM153 256V255H152ZM238 256V257H237ZM239 256H240V258H239ZM151 257V256H150ZM177 257H179L180 259H178V260H176V258ZM194 257H196V258H194ZM232 257V258H231ZM236 257V258H235ZM202 258H203V260H202ZM237 258H239V259H237ZM115 260V262L114 261H110V260ZM117 259H119V261H125V260H120L121 258H111V259H106L108 262H110V263H112V264H114V263H116V262H119V261H117ZM152 260V262H154L155 261V259L153 260V258H149V261H147L148 260V258L147 259H144V262H151V260ZM184 259V260H183ZM248 259V258H247ZM105 260V261H106ZM159 260H161L160 258H159ZM173 260H175V261H173ZM231 260V261H230ZM238 260V261H237ZM243 260H241L242 262H244ZM254 260V261H253ZM106 261V263H108ZM158 261V260H157ZM214 262V261H216L215 259L214 260H212L211 259V262ZM260 262V260L259 259H257L256 258V260L255 259H252V261L250 260V259H248V260H246V262ZM141 262H143V259L141 260ZM156 262V261H155ZM159 262V261H158ZM210 262V261H209ZM55 263H57V262H55ZM59 263V262H58ZM65 264V262H60L59 264ZM90 264H92L93 262H89ZM95 263H97V262H95ZM105 262H103V263H101V262H99V264H104ZM105 263V264H106ZM98 264V263H97Z\"/></svg>",
	"mask_w": 264,
	"mask_h": 264
}]
</instances>
